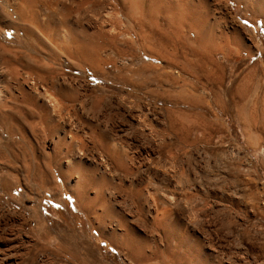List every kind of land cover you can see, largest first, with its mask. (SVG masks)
Here are the masks:
<instances>
[{
    "label": "rangeland",
    "instance_id": "1",
    "mask_svg": "<svg viewBox=\"0 0 264 264\" xmlns=\"http://www.w3.org/2000/svg\"><path fill=\"white\" fill-rule=\"evenodd\" d=\"M1 1L2 0H0V5L4 8L3 13L8 17L10 16V18H12L14 22L15 21L18 22V23H15L16 25L13 24V26L14 27L24 26V23L22 21L16 20V17H15L16 14H14L11 11V9H8L7 7H5L6 5H5L4 1H2V2ZM49 1H51V0H46V2H45V0L44 1L38 0V2L36 3L37 8H34L35 10L38 9V11H36V14L38 13L37 15H41L42 13H44V10L46 9L45 12H47L48 10L50 11V12L48 11L46 13L47 15L55 16L54 12H57V10L54 8L55 5H53L52 8H54L56 11L51 8V6L48 4ZM95 1L99 2V4H97V2L95 3ZM100 1H101V3H100ZM103 1L105 2V4L107 3L106 5L109 4L110 6H112L113 4H116V5H114L116 7H113V6H112V8L110 6H109L110 8L108 6L106 7V5L104 4ZM112 1L114 2V0H112ZM112 1L111 0H99V1L98 0H94V1L93 0H90V1L89 0H83V1H81V2H83L81 5L82 8H80L78 11H76V10L71 11L72 14L70 13L68 16L70 22H73L79 18L78 21L80 22L81 26L87 28L89 31L93 30V28L95 29L96 27L101 28V26H102V28L101 29L99 28V29L101 31H103V34L106 35L107 31L109 32V33H107L108 37L106 36V38H104V40L101 41V45L99 48L100 49L99 50V57L101 59V61H100L101 63L100 62L98 63L100 65L97 64L98 66L95 67L96 69L84 66L83 63H81L79 61L77 62L76 60H75L76 62L68 61L69 63L68 62H63V63L58 62L57 63L56 61L55 62L51 61V63L48 62L49 65L52 64L51 67H49V65H48V67H49L48 70L50 69L49 70L50 74L49 75L47 74L45 76L46 78L44 77L45 80L43 81V79H40V80L36 79L37 77H35V76L32 77V80L35 82V88L38 87L37 89H41V87H43V88L47 89V88H50L49 82H50L51 77L53 79L66 77V78H64L65 81H66V79L68 80V78H69V80H71V78H72V80H71V82L73 81L72 83L69 80H68L69 82H67L69 84V86H71L72 88L74 87V89H77L78 87L81 89L80 90L78 88L79 92L80 93L82 92L81 95L83 96V98H82V96L80 95V98H79L80 100L78 101V104L80 102L79 105L81 106V107H79L80 110L77 108L78 107L77 103L73 104L74 107H73V105L71 106L70 104H67V109L70 108L69 109V117L70 118L74 117L75 119L72 120L70 118L69 119L66 118L67 121L65 120V122H66L67 126L69 127V129L71 130L73 137L76 138L75 142L79 140L78 142H76L78 151L81 152L82 156L84 155L83 157H86L87 159L90 160L89 162H87V164L83 165V167L87 168V171H88L86 183L89 186L90 185L93 186L94 184H96L98 182L97 178L102 174V171L99 167L103 163V162H101V160H104V159L109 160V157H107L108 155L104 149V146L106 144H113V145L115 144L116 147H118L121 144L119 149L121 150V152L123 150H125L123 152L127 156L126 158L128 160L126 169L129 167L126 171L130 170V172L134 171V173H132V172L130 173L129 171L126 172V171H124L125 170L124 168L121 169L120 167L118 168V166L116 167V164L114 162H112L111 160L108 161L109 166L107 167V170L109 172L106 170V171H104L105 173H103V176L107 179V180L105 179V181H104L105 183L103 184V187L106 189L108 188V191H109V193H111V195H113L112 193L115 194L114 195L115 197L112 196V199L114 198L118 202L117 203L118 205H117L116 201L115 200L113 201V203L115 202L114 204L117 208L116 209L117 217H119V218L121 217V219H119V218L118 219L121 220V225H122L121 228H123V230H121L119 233H117V235H114L111 239V242H110L107 238H105V236L100 235V230H98L99 226H98L97 222L91 218L92 217L91 215H90L91 217L84 215V213L77 206L76 202L74 201V198L71 196V194L69 192H67V191L65 192V190H64L61 193L58 191L57 188H55L54 189L55 196H56L55 199L51 198V196L49 194L43 195L42 185L40 184V181H38L40 179L41 174L40 173L38 174L37 168L38 167L43 168L44 164H46V161H47L46 159H48V158L45 159V157L51 154V150L48 146L50 135L46 132L44 133L45 130L43 129V127H39V125H37L34 122L35 118L34 119L33 118L28 119V115H30L29 112H30L31 108L29 107L28 102L26 100H24L23 98H20L18 96V93L16 91H14V89L18 90L19 89L18 87H20V85H22L21 79L12 78V82H17V83H10V85L7 88V89H9L8 91H6L5 88H1V86H0V90L2 92V93L0 92V96L2 95V97L0 98V102L2 104H5L4 102H2L4 93L9 92L11 94L12 92H14V94L12 93L13 97L9 96L10 99L8 98L9 100L7 101V106L9 103H11L13 105L10 104L8 106V108H6L7 107L6 105H5V108L3 105H0V115H1L0 116V119H1L0 123L2 124V125L0 124V148H2L4 146L3 149H0V151H1L0 152V168H1V170H0V173H1L0 174V250H4V249L7 250L8 247L5 245V243H6V241L8 242L9 240H11L13 238L12 245H8L10 247L12 246V248H10V250L8 249L7 254L12 255L13 253H15L16 255H18V254H19V256L21 255L20 257L18 256V260H17V256L15 255L16 260H15L14 264H16V263L18 264L19 261H21V262H19L20 264L21 263L22 264H28V262H29V264H41L43 261L45 262V264H51V263L52 264H60V263H62V264H80V262H81V264L82 263L83 264H145V262H146V264H230V263L231 264H264V93H263L264 92V0H178V1L177 0L176 1L171 0L173 3H177L180 5L182 3L183 4L189 3L188 7H185L182 9L180 8V9H177L175 11H173V10L172 11H165V9L163 7L161 8L162 4L160 3V0H145L146 2L143 0L145 3L144 4L145 6H144L143 10L140 9L139 13H140L141 17H143V15H144L146 17V20H144L145 17H143V20H142V18H140L139 13L136 12L138 10H135V12H134V10L132 12H130V14H131V16H130V14L127 13L129 11H128V8L126 5L122 6L120 1H118V0H117V2L115 0L116 3H113ZM151 1L152 2L154 1V2L151 3ZM261 1H262V4H260ZM91 2H93V3H91ZM110 2L113 4H111ZM147 2L151 7L147 4ZM159 4H160V6H159ZM148 6L150 9H148ZM153 6H155V8ZM85 7H87L88 9L87 8L85 9ZM98 7H100V9ZM102 7H104V8H102ZM90 8H91V10H90ZM96 8H98L99 10H96ZM50 9L54 12H52ZM103 9H104V11H103ZM108 9H110L112 11L115 9V11H113V13H112V11L109 13L110 18L108 17L107 13H103V12H107ZM121 9H122V11H121ZM156 9H157V11H156ZM81 10H84V11H81ZM145 10H147V11H145ZM161 10H162V12H160ZM178 10H180V13ZM187 10H188V12H187ZM149 11H150V13H149ZM261 11L263 14L261 13ZM33 12H35V11L33 10ZM115 12H116V14L118 13L119 17L115 14ZM141 12L146 13V15L143 13L141 14ZM52 13H53V15H52ZM76 13H77V15H76ZM93 13H95V14H93ZM126 13L129 14L128 15L129 18L127 17ZM147 13L150 15H151V13L152 14L154 13V14L152 16H150ZM159 13H160V15L162 13V15L161 16L158 15ZM132 14H133V16H132ZM178 14H180V15H178ZM201 14H202V16H201ZM91 15H94V16L97 15V17L96 16L90 17ZM114 15L116 17H114ZM77 16H79V17L76 18ZM123 16L124 17L126 16L127 18L125 17L126 18L125 19V18H123ZM147 16H150L152 19L149 20L150 17L148 18ZM180 16H182V17H180ZM131 17L132 18L134 17V19L135 18L136 19L134 20ZM178 17H180V19H182L183 21L182 22H176L173 20L174 18H178ZM95 18H96V20H95ZM97 18H99V21H98L99 24H101L100 20L103 19L102 25L98 24ZM83 19L84 20L88 19V20L84 21V23H83ZM138 19H139V21H138ZM92 20H93V22H92ZM154 20H156L155 22H157L158 25H156V23L152 22ZM103 21L105 23H103ZM170 21H173V24L170 23ZM139 22H140V24L143 22V25H144L143 30H142L140 24H139L140 26L138 24H136ZM183 22H185L186 24ZM245 22H247V23H245ZM89 23H92V24H89ZM151 23H153V24H151ZM177 23H179V24H177ZM84 24H85V26H84ZM103 24H104V26H103ZM133 24H135L139 27L137 28V26H135ZM167 24L168 25L169 24L170 25L171 24L172 25H180V26L182 25L184 27V29L181 27L183 29L182 33L184 35L181 34L179 41H178V39L175 41L176 38H174L175 37L174 34L172 35V31H175V29H174L175 26L173 28L171 27L169 29L170 25L168 26ZM200 24H202V25L200 26ZM90 26H91V28H90ZM110 26L114 27V29H112V27H110ZM124 26H125V29L123 32ZM147 26H149V27H147ZM115 27H117V28H115ZM118 27L120 28V30ZM155 27H156V29H154ZM139 28H141V29H139ZM111 30H113V31L111 32ZM116 30L118 33L116 32ZM162 30H164L165 32H163ZM185 30H187V31L185 32ZM188 30H189V34L187 33ZM119 31H121L122 33H126V35L125 34L124 35L126 37L128 36L130 38L129 41H128V39L126 41L125 40L126 37L122 33H120ZM156 31L158 33L160 32V33L165 34V35H169V36L171 35L172 37H170V41L164 42L166 45L164 43H162L163 45L157 44L156 41H154L155 38H157L159 35ZM198 31H199V34H198ZM147 33H148V35H147ZM150 33H153V34H150ZM156 33H157V35H156ZM109 34H111V35L113 34V35L112 36L110 35V37H109ZM117 34H119V36ZM114 35H115V37H114ZM122 35L125 38L124 39L125 42H127V44L129 46L126 45V43L124 41L122 42V40H123ZM199 35H204L205 38H207L208 42H211L209 46L212 48V49H210V50H212V52H210V50H209V46H208L209 43H207V45H206L208 48L207 50H206L205 46H202L203 49L200 47L201 46L200 42H198L197 39L194 38L195 36H199ZM149 36H150V38H149ZM153 36L155 37L154 39L152 38ZM25 37L26 36L21 35V33H17L13 29H9L5 35L6 41H3L2 37L0 38V41L2 42V43L0 42L1 43L0 44V52L2 51L1 48L3 49V52L5 51L4 53H0L1 54L0 55V59H1L0 62L3 61V59L9 58V59L15 60L16 63H26V64L28 63V64H30V62L27 60V58H28V55H31V49L28 45L27 37L26 38ZM13 38H14V40H13ZM10 39H11V41H10ZM109 39H110V41H109ZM148 39L149 40L153 39V40L149 41ZM23 40H25V41H23ZM131 40H132V42H131ZM214 41H216V42H214ZM143 42H144V44H143ZM178 42H179V44H178ZM217 42L222 45L221 46L222 48L219 47L220 44H217ZM23 43H24V45H23ZM103 43H105V44H103ZM122 43L123 44L125 43V44L123 45ZM117 44H118V46H117ZM119 44H121V45H119ZM146 44H148V45L145 46ZM169 44L172 46V48H170L171 46H169ZM180 44H182V45H180ZM7 45H10V46L7 47ZM174 45H175V47H174ZM179 45H180V47H179ZM214 45H217V46L219 45L218 46L219 49L217 48L218 50H216L214 47H217V46H214ZM2 46L4 48L6 46L7 49L6 48L4 49ZM119 46H121V47H119ZM136 46H137V48H136ZM162 46L164 48H162ZM15 47H16V49H15ZM113 48H114V50H113ZM123 48H124V50H123ZM134 48H136L135 51H134ZM144 48H145V50H144ZM150 48H151V52L149 50ZM195 48H196V50H195ZM9 49H10V52H9ZM11 49L15 50V51H11ZM104 49L106 50V52ZM171 49H173V50H171ZM129 50L133 53H130ZM153 50H155L156 53ZM175 50H176V52H175ZM196 51L200 52L202 54L207 53L211 57H213L214 60L221 63V65L223 67V71L221 73V79L222 80L219 81L217 79L216 75L214 74L215 71L213 70L214 69L213 67L209 66V67H207V69L204 68V70H203L202 68H198L194 65V61L196 59L195 57L197 56ZM213 51H214V53H213ZM107 52H109V53H107ZM118 52L122 56L118 55ZM124 52L128 53V54L124 55L123 54ZM159 52L161 54H159ZM17 53H18V55H17ZM103 53H105V55H103ZM106 53L108 55H106ZM149 53H150V55L155 54L154 56H156L158 58L157 61H152V60L148 59V57L146 55H149ZM167 53H169V55ZM183 53H184V55H183ZM158 54H159V56H161L165 60L164 59L161 60L162 58L160 57L161 58L160 59ZM115 55H117V56H115ZM166 55H168V57ZM170 55L173 58L169 57ZM13 56H15V57H13ZM23 56L25 57V59ZM26 56H27V58H26ZM36 56H35L36 59H40V57L38 55H36ZM103 56H106L105 58H109L110 62L106 59H103L104 58ZM137 56H138V58H137ZM1 57H3V59ZM125 57H128L127 60ZM129 57H130V59H129ZM223 57L225 60L223 59ZM132 58H134V59H132ZM166 58H169L171 60L169 61V59H166ZM119 59H120V61H119ZM141 59H142V61H141ZM121 61H130L128 66L126 65V68L128 69V67H129V69H128L129 73H128L127 77L132 79V82H130L131 84L124 82V81H121V80L119 82V79L116 77L119 75L120 71L122 70V68H120V65L118 64V62L120 63ZM162 61H164V62H162ZM179 61H181V62H179ZM190 62L193 63V65L190 64ZM39 63H40V61H39ZM67 63L69 64V67L67 66L68 65ZM78 63L80 66H82L83 69L80 70V67L78 68V65H77ZM177 63H179V64H177ZM116 65H118V66H116ZM142 66H144V67L146 66L147 67L146 69H148V70H146L145 68L143 69ZM59 67L61 69H59ZM76 67L78 69H76ZM116 67L118 69H116ZM75 69H76V71H75ZM189 69H190V71H189ZM56 71L59 72L60 74L59 73L57 74ZM61 71H63V73ZM140 71L142 72V74L139 75V73H141ZM199 71H202V72L200 73ZM206 71H207V73H206ZM208 71L209 72L211 71V72L209 73ZM61 73H62V75H61ZM64 73H66V75H63ZM211 73H212V75H211ZM194 74H195V76H194ZM50 75H51V77L47 78ZM138 75H139V77H138ZM191 75H192V77H191ZM199 75H200V77H199ZM202 75L203 76L205 75L207 77H203ZM196 76L199 78H197ZM76 77H78V78H76ZM141 77H143V78H141ZM209 77H210V81H209ZM252 78H253V80H252ZM75 79H77V80H75ZM114 79H116V82H114L115 81ZM135 80H137V81H135ZM138 80H139V82H141L143 80L141 84L139 83L140 85L138 84ZM190 80H192V81H190ZM204 80L209 81L210 83L209 82L205 83ZM196 81H198V82H196ZM213 81H214V83H213ZM77 82L78 83L81 82V83L78 85ZM135 82H136V84H135ZM143 82H144V85H143ZM84 83H87L89 86L87 84H85L86 85L85 86L86 88H85ZM11 84H13V85H11ZM48 84H49V86H48ZM125 84H126V86H125ZM131 85H134V86H131ZM209 85H211V87ZM116 86H118L120 89ZM169 86H170V88H168ZM222 86H223V88H222ZM136 87L138 88V90L135 89ZM175 87H177V88H175ZM182 87H184V88H182ZM107 88H108V90H107ZM132 88H133V91L132 90L130 91V89H132ZM208 88L209 89L213 88V89H210V91H209ZM252 88H254V89L252 90ZM10 89L12 90V92ZM170 89H172V90H170ZM193 89H195V90H193ZM217 89H218V91H217ZM255 89L257 90V92L255 91ZM85 91H87L86 92L87 95H85L83 93ZM115 91H116V93H114ZM129 91H130V93H129ZM134 91H136L137 94ZM198 91H200V92H198ZM211 91L212 92L214 91L213 92L214 95L211 93ZM109 92H110V95H109ZM121 93H123V94H121ZM126 93L128 96L126 95ZM89 94H91L92 96ZM191 94H192V96L194 94V97H192V96L190 97L189 95H191ZM252 94L254 95V98H253ZM152 95H153V97H152ZM171 95L173 97H175V100H177V101H175ZM85 96H86V98H85ZM87 96H88V98H87ZM94 96H96L97 99ZM119 96H123L122 97L123 100ZM188 96L190 98H187ZM217 96H219V97H217ZM18 97H19V99H18ZM109 97H110V101H109ZM124 97L125 98L127 97L128 99L126 98L127 99L126 100ZM176 97H179V98H176ZM180 97H181V99H180ZM212 97H214V98H212ZM255 97H256V100H255ZM16 98H17V100H16ZM136 98H139V99H136ZM140 98H142V100ZM196 98H197V100H196ZM205 98H207L209 100H207ZM260 98L262 100H260ZM90 99L93 101V103ZM104 99L106 100V102H104L105 101ZM116 99H118V100L121 99L122 101L121 100L118 101ZM129 99H132L133 101L129 100ZM188 99H191V100H188ZM213 99H215V101H213ZM249 99H251V100L249 101ZM253 99H254V101H253ZM19 101H20V103H22L21 106H20ZM86 101H87V103H86ZM100 101L102 104H100ZM129 101H132V102H129ZM134 101H136L138 104ZM173 101H175V102H173ZM204 101H206V102H204ZM255 101H257L258 104L259 103L260 104L258 105L257 102H255ZM119 102H120V106L117 105ZM121 102H123V103L125 102V103L123 104ZM147 102L149 104V107L147 106L148 105ZM196 102H197V104H196ZM202 102H204V103H202ZM25 103H27V104H25ZM248 103L251 105L254 104V105H252L253 109H252L251 105H249ZM92 104H94V105L92 106ZM109 104L112 106L110 107ZM113 104L115 105V107ZM128 104H129V106H128ZM90 105H91V107H90ZM95 106H97V107H95ZM103 106H105V107L103 108ZM122 106H123V108H122ZM132 106H134V107H132ZM141 106H142V108H141ZM162 106H163V108H162ZM210 106L212 109H214L215 114H212V113H214L212 109L209 110ZM246 106H247V108L245 109ZM11 107H15L16 109L15 108H13V109H15L16 112L13 109L12 110L9 109ZM116 107L118 108V110ZM213 107H215V108H213ZM222 107H223V110H222ZM18 108H20V110L22 112L20 110H17ZM115 108L117 111L114 110ZM128 108H129V110L131 108H133V109L129 111ZM136 108H137V110H136ZM180 108H181V110H180ZM205 108L207 111L205 110ZM248 108H250V109H248ZM2 109H3V111H1ZM98 109H99V112H101L107 118L105 117L103 119L104 116L101 113L98 115V113H99ZM108 109L111 111H109ZM190 109H191V111H190ZM73 110L75 112H72ZM89 110H90V114L88 113ZM148 110H150V111H148ZM166 110H167V112H166ZM200 110L202 111V113ZM245 110H247V112ZM211 111H212V113H211ZM116 112H118V113H116ZM124 112H125V114H124ZM138 112H140V113H138ZM145 112L148 114H146ZM152 112H154L157 115H154V113H152ZM162 112H164V113H162ZM174 112H175V114H174ZM251 112H253V113H251ZM107 113L109 114V116L111 114V117H109ZM131 114H133V115H131ZM165 114L167 115V117ZM238 114H240V115H238ZM8 115H9V117H8ZM88 115L90 117L92 116L91 117L92 119ZM130 115L133 117H131ZM146 115L148 117H145ZM208 115H210L211 119ZM245 115L251 121L250 123L247 121V118L245 117ZM248 115H249V117H248ZM21 116H23L22 120L20 118ZM87 116H88V118H87ZM96 116H98V117H96ZM141 116H143V118ZM153 116H155V117H153ZM157 116H159L158 118L160 120H158L156 118ZM169 116H170V118H169ZM236 116L239 118H237ZM3 117H4V120H3ZM15 117H17V118L15 119ZM127 117H128V119H127ZM149 117H151V118H149ZM241 117L242 118L244 117L243 119L247 122H245L243 119H241ZM96 118H98V120ZM99 118L100 119L102 118L101 122H100ZM109 118H110V120H109ZM131 118H133V119L135 118V119L133 120ZM146 118H148V119H146ZM168 118L170 121H168ZM208 118H209V120H208ZM76 119H78V120H76ZM154 119H155V121H154ZM204 119H207V120H204ZM214 119H216V120H214ZM70 120L72 123L70 122ZM102 120L103 121L107 120L108 123L107 122L105 123V121H104L105 124L103 125ZM139 120H141V121L139 122ZM145 120H147V121H145ZM150 120L152 121V123L154 122L155 125L152 124ZM217 120H219V121H217ZM11 121H12V125H10ZM126 121H128V122H126ZM136 121H138L140 123V125ZM214 121H216V123ZM24 122H26V123H24ZM74 122H76V125ZM83 122H84V124H83ZM131 122H133V123H131ZM70 123H71V125H70ZM145 123H147V124H145ZM166 123H167V125L165 126ZM176 123L177 124L179 123V125H177ZM106 124H109V125L106 126ZM123 124H124V126H123ZM132 124H134L135 126H132ZM163 124H164V126H163ZM175 124L177 126H175ZM3 125L5 127H3ZM91 125L93 128L91 127ZM136 125H139V127L137 126V128H136ZM144 125H147V126L144 127ZM150 125H151V127H150ZM8 126L9 127L12 126V128L11 127L8 128ZM21 126H22V128H21ZM152 126H153V128H152ZM159 126H161V127H159ZM251 126H252V128H251ZM30 127H31V129H29ZM35 127L37 128V130H36L37 132L35 131V129H36ZM72 127L74 129H72ZM78 127H79V129H78ZM102 127H104V128H102ZM105 127H107L108 129ZM133 127H135V130H133L134 129ZM38 128L40 129L39 131H38ZM75 128H76V130H75ZM131 128H133V129H131ZM150 128H152V129L156 128V129H154L155 130L154 131V130H151ZM196 128H197V132H196ZM8 129H10V130H8ZM143 129H144V132H143ZM162 129L164 132L163 131L161 132ZM201 129H202V131H201ZM85 130H87V136L84 133V132H86ZM111 130L116 132V134L113 133V131H111ZM156 130L157 131L160 130V131L156 132ZM76 131H77V133H76ZM118 131H120V132H118ZM132 131H134V135H137V134L138 135L134 136ZM135 131H137V133ZM140 131L142 132V133H140L141 136H139ZM153 131L155 133H153ZM165 131H167V133L169 135H167V133H165ZM13 132H14V134H13ZM160 132L162 134L165 133V136L162 135ZM1 133H2V136H1ZM127 133H129V135ZM157 133H159V135H156ZM81 134L85 137H82ZM92 134L94 137L92 136ZM110 134L115 136V138L113 137L114 140L112 139ZM144 134L146 136H142ZM152 134H154V135H152ZM186 134L189 136H187ZM31 135H33V137L35 139L32 138ZM80 135H81V137H77ZM88 135H89V137H88ZM117 135H119V136H117ZM127 135L128 136L131 135V138L129 137L130 140L128 139ZM174 135L175 136L177 135V136L175 137ZM3 136H4V138H1ZM5 136H6V138H5ZM9 136H11V137H9ZM107 136H108V138H107ZM24 137L26 140L24 139ZM38 137H39V139H38ZM91 137H93L94 139ZM134 137H135V139H134ZM149 137L151 140L149 139ZM77 138H82L81 139L82 141L80 142V139L77 140ZM95 138H96V140H95ZM116 138L118 139L117 142H116ZM119 138H121V139H119ZM182 138H183V140H182ZM12 139H14V140H12ZM20 139L22 142L21 146L19 143ZM85 139H87V140H85ZM123 140H125V143H123L124 142ZM139 140H141V141L139 142ZM181 140H182V142H181ZM38 141H39V143H38ZM88 141L89 142L91 141V142L89 143ZM126 141L129 142V145H128V143H126ZM157 141H159L158 142L159 145H155V144H157ZM44 142H45V144H44ZM83 142H84V145L82 144L83 146H81L80 144ZM86 142L88 144H85ZM146 142H149V143H146ZM15 143H16V145H15ZM5 145L8 146L9 149ZM23 145L27 148H25V147L23 148ZM44 145H47V146L45 147ZM79 145H80V148H79ZM136 145H138V146H136ZM140 145H142V146H140ZM147 145H150V147L155 145L156 147L153 146L150 149V147H148ZM175 145H177L176 146L177 148L175 147ZM192 145L194 146V148ZM16 146H18V148ZM40 146H41V148H39ZM94 146L96 148H94ZM129 146L131 149H129ZM134 146H136V147H134ZM158 146H159V151H158ZM63 147L59 148L62 156H63V154H65L67 152H74L75 151L73 146L67 147L68 149L65 146H63ZM83 147H87V148L83 149ZM125 147H126L127 151H126V149H124ZM138 147H139V149H138ZM90 148L93 151H91ZM167 148H168V150H166ZM169 149H171V150H169ZM15 150H19V151H15ZM20 150H22V151H20ZM27 150H28V153H27ZM46 150H48V151H46ZM128 150L130 151V153ZM152 150H153V153H152ZM132 151H133V154H132ZM146 151H149V152H146ZM39 152H40V154H39ZM125 152L126 153L128 152L129 154L128 153L126 154ZM140 152L142 153L143 156L141 155ZM159 152H163V153H161V155H159L160 154ZM183 152H185V153H183ZM206 153H207V156H205ZM235 153H236V155H235ZM163 154H164V156H163ZM96 155H97V157H96ZM128 155H131L130 159H128V157H129ZM139 155H140V157H139ZM169 155L170 156L172 155L170 157V159L168 158ZM190 155H191V157H189ZM31 156H33V157H31ZM34 156H35V158H34ZM41 156H43L44 158ZM100 156H101V158L103 157V159H100ZM135 156H136V158H135ZM149 156L151 157V159ZM153 156H155V157H153ZM157 156H159V157L157 158ZM160 156H162V157H160ZM165 156L167 159L165 158ZM137 157L140 160H137L138 159ZM204 157L205 158L207 157V158L205 159ZM19 158L21 159L22 163L19 160ZM25 158H26V160H25ZM1 159H2V161H1ZM94 159H97L96 160L97 162ZM34 160H36V161H34ZM91 160H92V162H91ZM130 160L133 161L132 162L133 164L131 163ZM144 160H146V161H144ZM180 160H182L181 163H180ZM44 161H45V163H44ZM140 161H142V164ZM161 161H164V162H161ZM173 161L175 162V164ZM32 162H34V163H32ZM110 162H112V163H110ZM171 162H172V164H171ZM35 163H37V164H35ZM149 163H150V165H148ZM158 163H159V165L161 164L160 165L161 167L159 165H157ZM168 163H169V165H172L171 166L172 168H170V166H168ZM112 164L114 165L113 167L110 166ZM140 164L142 166H140L141 168L139 167L140 168L139 169L136 166H139ZM144 164H145V166H143ZM177 164H180V165H177ZM16 165H17V167H16ZM174 165H176V167ZM164 166H166V167L168 166L169 169H168V167L166 169ZM183 166H184V170L182 169ZM95 167H97V168H95ZM102 167H103V165H102ZM162 167L166 170H164ZM178 167L180 169H182L181 170L182 173ZM186 167H188V168H186ZM31 168H33L34 170L33 169L31 170ZM53 168H55V169H53ZM154 168H156V170ZM51 169H53V174H54L56 171V166H54L52 164L50 167V170ZM26 170L27 171L29 170L28 171L29 173L27 172V174H26L25 173ZM145 170L148 171L150 173V175H152V177L149 175L150 178H148L149 176L147 174H149V173L146 172ZM159 170H162V171L159 172ZM163 170L166 172V174ZM170 170H172V171H170ZM112 171H115V172H112ZM121 171H123V172H121ZM142 171H144V174ZM169 171L172 175L169 173ZM183 171H185L186 175L189 173L188 176L183 177L184 175H182V174H185V173H183ZM161 172H162V174H161ZM174 172H176L177 174L179 172V174L182 175V177L179 178L180 177L179 174L176 175V174H174ZM34 173H35V176H33ZM50 173L52 174V170L50 171ZM112 173L113 174L115 173V174L112 175V178H111ZM121 173H123L122 174L123 177L121 176ZM105 174H107V175H105ZM153 174L157 175V177H155V175H153ZM167 174H168V176H167ZM127 175H129V176L131 175V176L129 177ZM169 175H170V177H169ZM175 175L178 177V179L175 178L176 177ZM4 176H5V178H4ZM107 176H109V177H107ZM124 176H126L127 178L124 179ZM153 176H154V178H153ZM165 176H166V178H165ZM16 177H18V178H16ZM135 177L138 180L135 181ZM146 177L149 180L151 179L150 183L152 185L149 183V181ZM161 177H163L164 180ZM173 177L175 179H173ZM187 177L188 178L190 177L189 180ZM11 178H12V180H11ZM25 178H27V179H25ZM29 178H30V180H29ZM169 178H170V180H172V179L173 180L168 181ZM111 179L112 180L115 179V180L112 181ZM157 179L159 181H157ZM180 179H185V180L187 179L186 180L187 183L184 182L185 180L184 181L182 180V183L179 182L180 184L177 183L178 181H181ZM6 180H8V184H6L7 185L6 187L9 188V190H7L6 187L4 188V186H3V182L5 181V183H6L7 182ZM24 180H26V181L23 183ZM27 180L29 181V183ZM132 180H134L135 182L134 181L132 182ZM174 180H176V181H174ZM9 181H10L11 185L9 184ZM120 181L124 182V183H122L123 186H121L122 184L120 183ZM160 181H161V184H165V183H167V184L161 185ZM155 182H157V184L156 185L154 184V187H153V183H155ZM111 183L113 184V186ZM137 183H138V185L141 186V188H142V185H145L144 188L146 190L148 189L147 191H149L151 194H152V192H154L153 190H155L157 187L156 194L154 192V194H152L154 196L151 195L153 197V200L149 199L150 202L147 201L148 203H145V205L144 204L139 205L140 203H138L127 192V187H126L127 184L128 185H131V184L135 185ZM148 183L151 187L148 185ZM1 184H2V187H1ZM24 184L27 185L26 186V187H28L27 189L25 188ZM35 184L37 187L35 186ZM53 184H51V186H53ZM55 184L58 185L59 181L57 180L55 182ZM178 184L180 185L181 192L180 191L179 192L181 194L177 190V189H179ZM183 184L186 185L187 187L186 188L183 187ZM30 185H32V186H30ZM109 185H111L112 187L110 188ZM119 185L121 186V188H124V191H123V189L119 188ZM159 185H160V187H159ZM171 185L173 187H171ZM17 186H19L18 187L19 189L17 188L18 190L12 192V189H14ZM114 186H116V188L118 190ZM32 187H34L35 189L34 188L32 189ZM38 187H40V188H38ZM149 187L150 188L153 187L152 188L153 190H151ZM181 187H183L184 190ZM191 187H193V189H191ZM112 188L115 189L116 191L112 190ZM166 188L168 191H166ZM172 188H173V190H172ZM158 189H160V190H158ZM185 189L187 191L191 190L192 192L190 191L188 193L187 191H185ZM29 190L33 193L36 192L37 196L29 194V192H28ZM169 190H170V192H169ZM158 191H162V192H160V194H159ZM26 192L28 193V195ZM122 192L124 194L127 192V194H125V196L126 195L127 196L125 197L124 195H121V194H123ZM157 193L159 194V196H161L160 198L157 197L158 196ZM163 193L165 196L163 195ZM168 193L171 196H173L172 197L173 199L171 198V196ZM20 194H21V196H20ZM39 194H41V195L39 196ZM128 195L130 198H128ZM166 195H168L169 198H171V199H169ZM121 196H124L123 199ZM182 196H183V199H182ZM154 197L158 198V199L155 198L157 202H155ZM14 198H16V199H14ZM161 198L164 200H162ZM165 198L166 199L168 198V200H166ZM187 198H188V200H187ZM176 199H177V202H176ZM122 200L124 202L122 204H119L122 202ZM131 200H132V203L129 202ZM169 200L172 201L173 203L168 202ZM183 200L188 201V202H184ZM40 201H41V204H40ZM153 202H155V203H153ZM182 202H183V204H182ZM156 203L159 205V206H157L159 208L156 207ZM164 203L167 204L166 206L170 207V208L167 207L169 210L164 209L166 211L168 210L167 212L163 210V208L166 207ZM170 203L172 205L174 204V207H171L172 205ZM150 204H152L153 206ZM161 204L162 205L164 204V207H161L162 206ZM93 205L91 206V208L93 207L92 211L95 210V206L97 204L94 206ZM128 205H130V207L131 206H134V207L128 208ZM184 205L186 208L183 207ZM135 206H137L138 209ZM187 206L189 207L188 211H187ZM126 207H127V209H126ZM177 207H180V209ZM119 208H121V209H119ZM123 208H124V210H123ZM156 208H157V210H156ZM160 208L162 209V213L160 212L161 215L163 214V212H165L164 213L165 215L164 214H163L164 216L162 215L163 216L162 217V221H163L162 223L163 224L160 227H158L159 228V230H158V228L155 225V221L151 222V220L153 218H155L154 217L155 211H157V213H159ZM30 209H32V210H30ZM141 209L143 210V213H139V212H141ZM40 210H41V214H42V221H41L42 226H43L42 229H44V231L47 230L43 233L44 236H43V234H41V232L40 233L37 232V231H39L38 230L39 227L36 225V220H37L36 218L38 217L41 219V217L39 215ZM119 210H121V211H119ZM127 210H128V212H127ZM129 210L131 212H129ZM136 210H137V212H136ZM184 210L187 213L184 212ZM132 211L135 213L134 214L135 216L133 214H131V213H133ZM22 212H23V214H22ZM188 212L190 213V216H188L189 215ZM128 213H130V214H128ZM151 213H152V215H151ZM26 215H28V216H26ZM136 215H139V216L136 217ZM181 215H183V216H181ZM88 217L91 220H89ZM143 217H145V219ZM185 217H186V219H185ZM127 218L129 221L127 220ZM130 218L131 219L133 218L134 220H136V218H137L138 221H135V223H139V225H137V224L135 225L134 220L133 219L130 220ZM140 218H141V220H139ZM123 220H124V222H122ZM149 220H150V222H149ZM191 221L192 222L194 221L192 225L189 223ZM128 223H130V224H128ZM25 224H27V225H25ZM33 226H35V228ZM125 226L128 228V230ZM144 226L147 227V229H146L147 231L145 230L146 227H144ZM150 226H152L153 229L155 227L157 230L156 229H154V231H153V229L151 230L152 227H150ZM96 227H97V229H95ZM130 227H131V230H130ZM137 227L141 231L137 232L138 231V230L136 231ZM155 230H156V232H155ZM60 231L62 233H60ZM128 232L132 235V237ZM148 232H149V234H148ZM45 233H47V234H45ZM123 233L125 234V236ZM146 233H147V235H146ZM155 233H157V234H155ZM12 234H13V236H12ZM14 234H16V235H14ZM121 234H122V236L120 237ZM158 234L159 235L161 234L160 237ZM8 235H9V237H8ZM17 235H18V237H17ZM45 236H47V237L45 238ZM15 237L17 239H15ZM129 237L132 238L133 242L136 241L135 243L130 242V245H131V243H132V245L136 244V246L134 245L135 250L132 249L134 247L132 245H131L132 246L131 249L130 248L127 249V247H126V243H127V245H129L128 244V238ZM52 239H55V240L52 241ZM76 239H77V241H76ZM36 240H37V242H36ZM38 240H39V242H38ZM129 240H130V238H129ZM50 241L52 244L50 243ZM144 241H145V243H143ZM23 242H25V243H23ZM21 243H22V245H21ZM61 244H62V247H61ZM45 245H46V247H45ZM53 246H54L55 250L53 249ZM142 247H143V249H142ZM59 248L62 249L63 251L62 250L60 251ZM63 248L68 249L69 253L72 252L71 256H70V254L67 253L68 251L67 250L65 251ZM23 249H25V250H23ZM37 249H39V250H37ZM41 250L42 251L44 250V251L42 252ZM56 250H58L60 252V254ZM26 251H29V252H26ZM129 251L130 252L134 251L133 253L136 255V257L135 258L132 257L133 254L131 255V253ZM20 252H21V254H20ZM64 252H65V255L63 254ZM135 252L140 253L142 256L140 254L137 255V253H135ZM144 254L146 257L143 256ZM60 255H62V256H60ZM76 255H78V257H76ZM140 256L143 258L138 259V257L140 258ZM204 256H206V257H204ZM31 257H33L34 262L31 261L32 260ZM48 257H49V259H48ZM56 257H57V259H55ZM53 258L55 259L56 263H55V261H54V263H53V261H51V259H53ZM73 258H74V260H73ZM144 258H146V259H144ZM24 259L26 262H24ZM69 259L70 260L72 259L73 262L70 261ZM62 260H66V261L63 262ZM146 260H148V261H146ZM223 260H225V261H223ZM13 261L14 260H12V262ZM47 261H49L51 263H49V262L46 263ZM68 261H69V263H68ZM44 262L42 264H44Z\"/></svg>",
    "mask_w": 264,
    "mask_h": 264
},
{
    "label": "bare ground",
    "instance_id": "2",
    "mask_svg": "<svg viewBox=\"0 0 264 264\" xmlns=\"http://www.w3.org/2000/svg\"><path fill=\"white\" fill-rule=\"evenodd\" d=\"M2 1H4V3H5V7H7L8 9H11V11L14 13V14H16L15 15V17H16V20L17 21H22L23 23H24V26H22V27H14L13 26V24H15V23H18V22H14L13 21V19L12 18H10V16L8 17V16H6L3 12V10H4V8L0 5V36L3 38V41H6V39H5V35H6V32L9 30V29H13L14 31H16L17 33H21V35H24V36H26L27 37V41H28V45H29V47H30V49H31V55H28V58H27V56H26V58H27V60L30 62V64H26V63H16V61L15 60H12V59H9V58H7V59H3V57H1L2 59H3V61H1L0 62V86H1V88H5V90L6 91H8L9 89H7L8 88V86L10 85V83H17V82H12V78H17V79H21V82H22V85H20V87H18L19 89L17 90H15L14 89V91H16L17 93H18V96L20 97V98H23L24 100H26L27 102H28V104H29V107L31 108V110H30V115H28V119H31V118H35L34 119V122L37 124V125H39V127H43V129L45 130L44 131V133L46 132V133H48L49 135H50V139H49V148H50V150H51V154L50 155H48V156H46L45 157V159L46 158H48V159H46L47 161H46V164H44V167L42 168V167H38L37 168V170H38V174L40 173L41 175H40V179L38 180V181H40V184L42 185V193H43V195H46V194H49L50 196H51V198H53V199H55V192H54V189L55 188H57L58 189V191L59 192H61L62 193V191H64L65 190V192L67 191V192H69L70 194H71V196L74 198V201L76 202V204H77V206L80 208V210L84 213V215L85 216H90L94 221H96L97 222V224H98V226H99V228H98V230H100V235H102V236H105V238H107L110 242H111V239H112V237L114 236V235H117V233H119L121 230H123V228H121L122 227V225H121V220H119V219H121V217L119 218V217H117V212H116V206H115V202L113 203V201L115 200L114 198L112 199V196L113 197H115L114 195V193H112L113 195H111V193H109V191H108V188L106 189V188H104L103 187V184L105 183L104 181H105V177L103 176V173H105L104 171H106L107 170V167L109 166V164H108V161L109 160H111L112 162H114L115 164H116V167L118 166V168L120 167L121 169H125L124 171H126L127 169H126V166H127V162H128V160H127V156L124 154V152L123 151H125V150H123L122 152H121V150L119 149V147H120V145L118 146V147H116V145L114 144H106L105 146H104V149H105V151H106V153H107V157H109V160H101V162H103L99 167H100V169H101V171H102V174L97 178V183L96 184H94L93 186H89L87 183H86V179H87V173H88V171H87V168H84L83 167V165L84 164H87V162H89L90 160L89 159H87L86 157H83L82 156V154H81V152H79L78 151V148H77V144H76V142H78L79 140L78 139H80V142L82 141L81 139L82 138H77V140L78 141H76L75 142V140H76V138L75 137H73V134H72V132H71V130L69 129V127L67 126V124H66V122H65V120H66V118H70L69 117V109H67V104H70L71 106L73 105V104H78V101L80 100L79 98H80V95H81V93L79 92V90H78V88L77 89H74V87L72 88L71 86H69V84L67 83V82H71V80H72V78H71V80H69V78H68V80L66 79V81L64 80V78H66V77H64V78H57V79H53L52 77H51V75L49 76V77H47V78H50V88H43V87H41V89H37V88H35V82L32 80V77L33 76H35V77H37L36 79H43V81L45 80L44 79V77L48 74H50V69L48 70V68L49 67H51V65H49V63L48 62H50L51 63V61H56L57 63L59 62H68V61H73V62H81V63H83V65L84 66H87V67H91V68H93V69H96L95 67H97L98 65H100V64H98L100 61H101V59H100V57H99V48H100V45H101V41L102 40H104V38H106V36H107V33H109L108 31H107V33H106V35L105 34H103V31H101L100 29L102 28V26H101V28L100 27H96L95 29L93 28V30H91V31H89L87 28H85V27H83V26H81V24H80V22L78 21L79 20V16H77L76 18H78L77 20H75V21H73V22H70L69 21V18H68V16H69V14L71 13V11H74V10H76V11H78L80 8H82L81 7V5H82V3L83 2H81V1H83V0H51V1H49V5L51 6V8L53 7V5H55V9L57 10V12H54V11H52L51 9V11L52 12H54L55 13V16H50V15H47L46 13L49 11H47V12H45L46 11V9L44 10V13H42L41 15H37L36 14V11H38V9L37 10H35L34 8H37V6H36V3L38 2V0H2ZM1 1V2H2ZM40 1V0H39ZM44 1V0H43ZM90 1V0H89ZM94 1V0H93ZM99 1V0H98ZM112 1V0H111ZM118 1H120V3L122 4V6H124V5H126L127 6V8H128V11L129 12H127V13H129L130 14V12H132L133 10H134V12H135V10H138V11H136V12H138L139 13V11H140V9H144V1L143 0H118ZM176 1V0H175ZM178 1V0H177ZM45 2H46V0H45ZM97 1H95V3H96ZM104 2V1H103ZM102 2V3H103ZM108 2V1H107ZM113 2V1H112ZM116 2H117V0H116ZM115 2V0H114V2L113 3H116ZM146 2V1H145ZM154 2V1H153ZM152 1H151V3H153ZM159 2V1H158ZM90 3V2H89ZM91 3H93V2H91ZM100 3H101V1H100ZM111 3V2H110ZM113 3H111V4H113ZM156 3V2H155ZM160 3L162 4L161 5V8L163 7L164 9H165V11H175V10H177V9H182V8H185V7H188L189 6V3H186V4H177V3H173L171 0H160ZM3 4V3H2ZM47 4V3H46ZM86 4V3H85ZM97 4H99V2H97ZM104 4H105V2H104ZM107 4V3H106ZM105 4V5H106ZM147 4H148V2H147ZM260 4H262V1L260 2ZM48 5V6H49ZM91 5V4H90ZM89 5V6H90ZM95 5V4H94ZM93 5V6H94ZM101 5V4H100ZM104 5V6H105ZM114 5H116V4H113L112 6L113 7H116V6H114ZM120 5V4H119ZM149 5V4H148ZM87 6V5H86ZM97 6V5H96ZM109 7L110 5L108 4V5H106V7ZM112 6H110L111 8H112ZM125 6V7H126ZM150 6V5H149ZM149 6H148V9H150L149 8ZM159 6H160V4H159ZM105 7V8H106ZM109 7V8H110ZM118 7V6H117ZM120 7V6H119ZM124 7V8H125ZM151 7V6H150ZM154 8H155V6H153ZM54 8H52V9H54ZM87 7H85V9H86ZM92 8V7H91ZM91 8H90V10H91ZM99 9H100V7H98ZM98 8H96V10H99ZM102 8H104V7H102ZM54 9V10H55ZM88 9V8H87ZM33 10L35 11V12H33ZM55 10V11H56ZM102 10V9H101ZM125 10V9H124ZM153 10V9H152ZM151 10V11H152ZM159 10V9H158ZM10 11V12H11ZM81 11H84V10H81ZM94 11V10H93ZM103 11H104V9H103ZM112 10H110V9H108V11L107 12H103V13H107L108 14V17H109V13L111 12ZM113 11H115V9L113 10ZM113 11H112V13H113ZM120 11V10H119ZM121 11H122V9H121ZM145 11H147V10H145ZM156 11H157V9H156ZM179 11V13H180V10H178ZM42 12V11H41ZM50 12V11H49ZM117 12V11H116ZM116 12H115V14H116ZM133 12V13H134ZM153 12V11H152ZM155 12V11H154ZM160 12H162V10L160 11ZM186 12V11H185ZM187 12H188V10H187ZM186 12V13H187ZM79 13V12H78ZM126 13V14H127ZM137 13V14H138ZM145 14L146 15V13H144V12H141V14ZM149 13H150V11H149ZM158 13V12H157ZM177 13V12H176ZM175 13V14H176ZM185 13V14H186ZM261 13H262V11H261ZM11 14V13H10ZM49 14V13H48ZM72 14V13H71ZM93 14H95V13H93ZM125 14V15H126ZM129 14H127V17H128V15ZM148 14V13H147ZM154 14V13H153ZM152 13H151V15L150 14H148V15H150V16H152L153 15ZM169 14V13H168ZM263 14V13H262ZM52 15H53V13H52ZM76 15H77V13H76ZM75 15V16H76ZM79 15V14H78ZM112 15V14H111ZM110 15V16H111ZM118 17H119V15H118V13L116 14ZM136 15V14H135ZM139 15H140V13H139ZM138 15V16H139ZM158 15H160V13L158 14ZM161 15H162V13H161ZM160 15V16H161ZM178 15H180V14H178ZM14 16V15H13ZM12 16V17H13ZM81 16V15H80ZM94 15H91L90 17H93ZM96 17H97V15H95ZM94 16V17H95ZM130 16H131V14H130ZM132 16H133V14H132ZM137 16V17H138ZM150 16H147L148 18L150 17ZM165 16V15H164ZM176 16V15H175ZM201 16H202V14H201ZM74 17V16H73ZM114 17H116L115 15H114ZM126 17V16H125ZM124 16H123V18H125ZM126 17V18H127ZM143 17H145L144 15H143ZM143 17H141V15H140V18H142V20H143ZM159 17V16H158ZM180 17H182V16H180ZM180 17H178V18H174L173 20L174 21H176V22H182L183 20L182 19H180ZM199 17V16H198ZM83 18V17H82ZM105 18V17H104ZM110 18V17H109ZM125 18V19H126ZM129 18V17H128ZM132 18V17H131ZM139 18V17H138ZM147 18V19H148ZM156 18V17H155ZM72 19V18H71ZM98 20H97V22L99 21V18H97ZM132 19H134V17L132 18ZM136 19V18H135ZM134 19V20H135ZM152 18L150 17V19L149 20H151ZM88 20V19H87ZM86 19L84 20L83 19V23H84V21H87ZM95 20H96V18H95ZM103 20V19H102ZM102 20H100L101 21V24H99V22H98V24L99 25H102ZM130 20V19H129ZM144 20H146V17H145V19ZM105 21V20H104ZM103 21V23H105ZM138 21H139V19H138ZM137 21V22H138ZM156 20H154V21H152L153 23H156V25H158L157 24V22H155ZM160 21V20H159ZM163 21V20H162ZM91 22V21H90ZM92 22H93V20H92ZM130 22V21H129ZM145 22V21H144ZM147 22V21H146ZM164 22V21H163ZM189 22V21H188ZM133 23V22H132ZM135 23V22H134ZM148 23V22H147ZM153 23H151V24H153ZM170 23H172L173 24V21H170ZM183 23H185V22H183ZM196 23V22H195ZM89 24H92V23H89ZM136 24H140V22L139 23H136ZM149 24V23H148ZM168 25L169 26V29L172 27H174L175 26V31H172V35L174 34V38H176L175 39V41L178 39V41L180 40V36H181V34L182 35H184L183 33H182V31H183V29H184V27L181 25ZM177 24H179V23H177ZM186 24V23H185ZM16 25V24H15ZM96 25V24H95ZM106 25V24H105ZM108 25V24H107ZM113 25V24H112ZM126 25V24H125ZM133 25H135V24H133ZM141 25V28H142V30H143V27H144V25H143V22L140 24ZM139 25V26H140ZM188 25V24H187ZM199 25V24H198ZM202 24H200V26H201ZM20 26V25H19ZM84 26H85V24H84ZM93 26V25H92ZM103 26H104V24H103ZM122 26V25H121ZM135 26H137V25H135ZM139 26H137V28L139 27ZM150 26V25H149ZM149 26H147V27H149ZM163 26V25H162ZM110 27H112V26H110ZM109 27V28H110ZM120 27V26H119ZM118 27V28H119ZM130 27V26H129ZM146 27V26H145ZM183 29H182V28ZM192 27V26H191ZM203 27V26H202ZM90 28H91V26H90ZM100 28V29H99ZM115 28H117V27H115ZM141 28H139V29H141ZM152 28V27H151ZM159 28V27H158ZM168 28V27H167ZM189 28V27H188ZM197 28V27H196ZM112 29H114V27H112ZM124 29H125V26H124V28H123V32H124ZM127 29V28H126ZM145 29V28H144ZM148 29V28H147ZM154 29H156V27L154 28ZM118 30V29H117ZM117 30H116V32H117ZM119 30H120V28H119ZM149 30V29H148ZM153 30V29H152ZM165 30V29H164ZM164 30H162L163 32H165ZM168 30V29H167ZM196 30V29H195ZM202 30V29H201ZM113 30H111V32H112ZM150 31V30H149ZM159 31V30H158ZM161 31V32H162ZM171 31V30H170ZM187 30H185V32H186ZM120 33H122L121 31H119ZM126 32V31H125ZM128 32V31H127ZM151 32V31H150ZM157 32V31H156ZM191 32V31H190ZM202 32V31H201ZM206 32V31H205ZM210 32V31H209ZM115 33V32H114ZM118 33V32H117ZM142 33V32H141ZM144 33V32H143ZM149 33V32H148ZM148 33H147V35H148ZM158 33V32H157ZM157 33H156V35H157ZM167 33V32H166ZM171 33V32H170ZM188 34H189V30H188V32H187ZM196 33V32H195ZM116 34V33H115ZM123 35L125 34L126 35V33H122ZM150 34H153V33H150ZM149 34V35H150ZM159 35H158V37L157 38H155L154 36L152 37L153 39L155 38V40L154 41H156V43L157 44H159V45H163L162 43H164V42H168V41H170V37H172L171 35L169 36V35H165V34H162V33H158ZM198 34H199V31H198ZM205 34V33H204ZM213 34V33H212ZM8 35V34H7ZM110 35L111 34H109V37H110ZM113 35V34H112ZM111 35V36H112ZM118 36H119V34H117ZM123 35H122V37H123ZM124 35V36H125ZM187 35V34H186ZM185 35V36H186ZM15 36V35H14ZM140 36V35H139ZM169 36V37H168ZM0 37V38H1ZM17 37V36H16ZM25 37V38H26ZM108 37V36H107ZM114 37H115V35H114ZM121 37V38H122ZM126 37V36H125ZM128 37V36H127ZM126 37V39L123 37L122 39V42L124 41L125 42V40L127 41V39H128V41H129V37L127 38ZM211 37V36H210ZM219 37V36H218ZM11 38V37H10ZM120 38V37H119ZM147 38V37H146ZM149 38H150V36H149ZM194 38H196L197 39V41L198 42H200V44H201V48L203 49V47L202 46H205L206 47V50L208 49L207 48V43H209L208 44V46L210 45V43L211 42H208V40H207V38H205V36L204 35H199V36H195ZM221 38V37H220ZM21 39V38H20ZM117 39V38H116ZM125 39V40H124ZM132 39V38H131ZM152 39V40H153ZM186 39V38H185ZM195 39V40H196ZM8 40V39H7ZM13 40H14V38H13ZM133 40V39H132ZM132 40H131V42H132ZM141 40V39H140ZM149 40V39H148ZM151 39L149 40V41H152ZM194 40V41H195ZM215 40V39H214ZM220 40V39H219ZM9 41V40H8ZM10 41H11V39H10ZM23 41H25V40H23ZM26 41V42H27ZM109 41H110V39H109ZM113 41V40H112ZM117 41V40H116ZM121 41V40H120ZM147 41V40H146ZM183 41V40H182ZM1 42V41H0ZM22 42V41H21ZM107 42V41H106ZM115 42V41H114ZM113 42V43H114ZM148 42V41H147ZM172 42V41H171ZM185 42V41H184ZM189 42V41H188ZM214 42H216V41H214ZM220 42V41H219ZM2 43V42H1ZM0 43V44H1ZM11 43V42H10ZM108 43V42H107ZM106 43V44H107ZM116 43V42H115ZM126 43V45H128L127 44V42H125ZM124 43V44H125ZM130 43V42H129ZM152 43V42H151ZM195 43V42H194ZM7 44V43H6ZM103 44H105V43H103ZM123 44V43H122ZM123 44V45H124ZM132 44V43H131ZM137 44V43H136ZM141 44V43H140ZM143 44H144V42H143ZM165 44V43H164ZM178 44H179V42H178ZM216 44V43H215ZM217 44H220V43H218L217 42ZM11 45V44H10ZM10 45H7V47L8 46H10ZM23 45H24V43H23ZM119 45H121V44H119ZM148 44H146L145 46H147ZM154 45V44H153ZM166 45V44H165ZM176 45V44H175ZM175 45H174V47H175ZM180 45H182V44H180ZM180 45H179V47H180ZM212 45V44H211ZM108 46V45H107ZM112 46V45H111ZM117 46H118V44H117ZM129 46V45H128ZM135 46V45H134ZM133 46V47H134ZM168 46V45H167ZM169 46H171L170 44H169ZM168 46V47H169ZM214 46H217V45H214ZM219 46V45H218ZM214 47L216 50H218L219 49V47H221L222 45L220 44V46L219 47ZM3 47V46H2ZM106 47V46H105ZM114 47V46H113ZM119 47H121V46H119ZM124 47V46H123ZM142 47V46H141ZM151 47V46H150ZM178 47V46H177ZM199 47V48H200ZM4 48V47H3ZM5 48H6V46H5ZM4 48V49H5ZM14 48V47H13ZM107 48V47H106ZM136 48H137V46H136ZM136 48H134V51L136 50ZM159 48V47H158ZM162 48H164L163 46H162ZM161 48V49H162ZM166 48V47H165ZM170 48H172V46L170 47ZM218 48V49H217ZM222 48V47H221ZM7 49V48H6ZM15 49H16V47H15ZM22 49V48H21ZM116 49V48H115ZM147 49V48H146ZM210 49H212L210 46H209V50ZM1 52L0 53H4L3 52V49L1 48ZM105 50V49H104ZM113 50H114V48H113ZM118 50V49H117ZM123 50H124V48H123ZM132 50V49H131ZM140 50V49H139ZM144 50H145V48H144ZM150 50V52H151V48L149 49ZM163 50V49H162ZM168 50V49H167ZM166 50V51H167ZM171 50H173V49H171ZM177 50V49H176ZM176 50H175V52H176ZM195 50H196V48H195ZM11 51H15V50H12L11 49ZM19 51V50H18ZM24 51V50H23ZM27 51V50H26ZM130 51V50H129ZM153 51H155V50H153ZM188 51V50H187ZM221 51V50H220ZM8 52V51H7ZM9 52H10V49H9ZM8 52V53H9ZM25 52V51H24ZM28 52V51H27ZM105 52H106V50H105ZM145 52V51H144ZM158 52V51H157ZM161 52V51H160ZM159 52V54H161ZM163 52V51H162ZM171 52V51H170ZM174 52V51H173ZM174 52V53H175ZM189 52V51H188ZM195 52V51H194ZM210 52H212V50H210ZM217 52V51H216ZM20 53V52H19ZM107 53H109V52H107ZM106 53V55H108ZM130 53H133V52H131L130 51ZM147 53V52H146ZM153 53V52H152ZM155 53H156V51H155ZM166 53V52H165ZM164 53V54H165ZM172 53V52H171ZM170 53V54H171ZM173 53V54H174ZM213 53H214V51H213ZM220 53V52H219ZM21 54V53H20ZM28 54V53H27ZM116 54V53H115ZM124 55L125 54H128V53H123ZM159 54H158V56H159ZM163 54V55H164ZM168 55H169V53H167ZM262 54V53H261ZM1 55V54H0ZM3 55V54H2ZM9 55V54H8ZM17 55H18V53H17ZM24 55V54H23ZM36 55H38L39 57H40V59H36ZM103 55H105V53H103ZM118 55H120L119 54V52H118ZM143 55V54H142ZM155 55V54H154ZM154 55H150V53H149V55H146L147 57H148V59H150V60H152V61H157V57L156 56H154ZM168 55H166L167 57H168ZM172 55V54H171ZM171 55L169 56V57H171ZM176 55V54H175ZM174 55V56H175ZM183 55H184V53H183ZM189 55V54H188ZM196 59H195V61H194V65L196 66V67H198V68H202L203 70H204V68L205 69H207V67H213L214 69V71H215V75H216V77H217V79L220 81V80H222L221 79V73H222V71H223V67H222V65H221V63H219V62H217L216 60H214L213 59V57H211L209 54H207V53H205V54H202V53H200V52H197L196 51ZM222 55V54H221ZM25 56V55H24ZM23 56V57H24ZM36 56V57H35ZM115 56H117V55H115ZM114 56V57H115ZM120 56H122V55H120ZM186 56V55H185ZM13 57H15V56H13ZM104 58L103 59H106V60H108L109 61V58H105L106 56H103ZM113 57V56H112ZM135 57V56H134ZM140 57V56H139ZM161 56H159V58H160ZM164 57V56H163ZM190 57V56H189ZM6 58V57H5ZM12 58V57H11ZM17 58V57H16ZM21 58V57H20ZM102 58V57H101ZM116 58V57H115ZM121 58V57H120ZM126 58V60H127V58L128 57H125ZM137 58H138V56H137ZM142 58V57H141ZM162 58V57H161ZM160 58V59H161ZM171 58H173V57H171ZM181 58V57H180ZM183 58V57H182ZM191 58V57H190ZM24 59H25V57H24ZM102 59V60H103ZM114 59V58H113ZM122 59V58H121ZM124 59V58H123ZM129 59H130V57H129ZM132 59H134V58H132ZM164 58H162L161 60H163ZM166 59H169V58H166ZM179 59V58H178ZM223 59H224V57H223ZM1 60V59H0ZM18 60V59H17ZM40 61V63H39V61ZM76 60V61H75ZM117 60V59H116ZM165 60V59H164ZM171 59H169V61H170ZM185 60V59H184ZM225 60V59H224ZM27 61V62H28ZM43 61V62H42ZM119 61H120V59H119ZM131 61V60H130ZM130 61H121L120 63L118 62V64L120 65V68H122V70L120 71V73H119V77L118 76H116L118 79H119V82H120V80L121 81H124V82H127V83H130V82H132V79L131 78H129V77H127L128 76V73H129V67H128V69L126 68V65L128 66V64L130 63ZM141 61H142V59H141ZM168 61V62H169ZM221 61V60H220ZM18 62V61H17ZM26 62V61H25ZM110 62V61H109ZM133 62V61H132ZM138 62V61H137ZM162 62H164V61H162ZM179 62H181V61H179ZM186 62V61H185ZM225 62V61H224ZM69 63V62H68ZM67 63V64H68ZM101 63V62H100ZM108 63V62H107ZM134 63V62H133ZM141 63V62H140ZM139 63V64H140ZM183 63V62H182ZM189 63V62H188ZM56 64V63H55ZM54 64V65H55ZM66 64V65H67ZM98 64V65H97ZM132 64V63H131ZM147 64V63H146ZM153 64V63H152ZM177 64H179V63H177ZM190 64H192L193 65V63H191L190 62ZM48 65H49V67H48ZM53 65V66H54ZM59 65V64H58ZM75 65V64H74ZM78 65V68L80 67V70L81 69H83L82 68V66H80L79 65V63L77 64ZM113 65V64H112ZM142 65V64H141ZM144 65V64H143ZM151 65V64H150ZM52 66V67H53ZM68 67H69V64L67 65ZM116 66H118V65H116ZM132 66V65H131ZM147 66V65H146ZM144 67V66H142L143 67V69L145 68H147V67ZM57 67V66H56ZM86 67V68H87ZM100 67V66H99ZM113 67V66H112ZM135 67V66H134ZM138 67V66H137ZM141 67V66H140ZM154 67V66H153ZM152 67V68H153ZM187 67V66H186ZM77 67H76V69H78ZM190 68V67H189ZM59 69H61L60 67H59ZM67 69V68H66ZM76 69H75V71H76ZM116 69H118L117 67H116ZM132 69V68H131ZM193 69V68H192ZM195 69V68H194ZM85 70V69H84ZM99 70V69H98ZM146 70H148V69H146ZM53 71V70H52ZM74 71V72H75ZM79 71V70H78ZM87 71V70H86ZM117 71V70H116ZM189 71H190V69H189ZM195 71V70H194ZM55 72V71H54ZM57 72V71H56ZM62 73H63V71H61ZM65 72V71H64ZM83 72V71H82ZM81 72V73H82ZM137 72V71H136ZM141 72V71H140ZM200 73L202 72V71H199ZM205 72V71H204ZM209 72V71H208ZM211 72V71H210ZM209 72V73H210ZM52 73V72H51ZM59 72H57V74H58ZM62 73H61V75H62ZM77 73V72H76ZM79 73V72H78ZM117 73V72H116ZM139 73V72H138ZM137 73V74H138ZM146 73V72H145ZM155 73V72H154ZM194 73V72H193ZM206 73H207V71H206ZM208 73V74H209ZM56 74V75H57ZM60 74V73H59ZM140 74H142V72L141 73H139V75ZM188 74V73H187ZM207 74V75H208ZM55 75V76H56ZM63 75H66V73H64ZM139 75H138V77H139ZM157 75V74H156ZM159 75V74H158ZM211 75H212V73H211ZM214 75V76H215ZM54 76V77H55ZM69 76V75H68ZM137 76V75H136ZM145 76V75H144ZM194 76H195V74H194ZM203 76V75H202ZM72 77V76H71ZM84 77V76H83ZM134 77V76H133ZM137 77V78H138ZM191 77H192V75H191ZM197 77V76H196ZM199 77H200V75H199ZM199 77H197V78H199ZM203 77H207V76H203ZM223 77V76H222ZM46 78V77H45ZM76 78H78V77H76ZM80 78V77H79ZM110 78V77H109ZM141 78H143V77H141ZM186 78V77H185ZM195 78V77H194ZM225 78V77H224ZM14 79V80H15ZM113 79V78H112ZM139 79V78H138ZM154 79V78H153ZM152 79V80H153ZM205 79V78H204ZM207 79V78H206ZM75 80H77V79H75ZM115 81L114 82H116V79H114ZM186 80V79H185ZM208 80V79H207ZM252 80H253V78H252ZM42 81V82H43ZM49 81V80H48ZM135 81H137V80H135ZM143 81V80H142ZM142 81L141 82H139V80H138V84L140 83H142ZM190 81H192V80H190ZM205 81V80H204ZM209 81H210V77H209ZM209 81H205V83H208ZM227 81V80H226ZM73 82V81H72ZM71 82V83H72ZM108 82V81H107ZM134 82V81H133ZM196 82H198V81H196ZM222 82V81H221ZM47 83V82H46ZM78 83V82H77ZM81 83V82H80ZM80 83H78V85L80 84ZM210 83V82H209ZM213 83H214V81H213ZM217 83V82H216ZM215 83V84H216ZM219 83V82H218ZM85 84H87V83H84V87L86 86ZM124 84V83H123ZM131 84V83H130ZM135 84H136V82H135ZM134 84V85H135ZM139 84V85H140ZM177 84V83H176ZM184 84V83H183ZM204 84V83H203ZM223 84V83H222ZM11 85H13V84H11ZM19 85V84H18ZM39 85V84H38ZM88 85V84H87ZM129 85V84H128ZM134 85H131V86H134ZM143 85H144V82H143ZM178 85V84H177ZM217 85V84H216ZM220 85V84H219ZM16 86V85H15ZM45 86V85H44ZM48 86H49V84H48ZM89 86V85H88ZM125 86H126V84H125ZM142 86V85H141ZM179 86V85H178ZM187 86V85H186ZM185 86V87H186ZM198 86V85H197ZM206 86V85H205ZM210 87H211V85H209ZM260 86V85H259ZM17 87V86H16ZM76 87V86H75ZM83 87V88H84ZM108 87V86H107ZM111 87V86H110ZM109 87V88H110ZM116 87H118V86H116ZM144 87V86H143ZM147 87V86H146ZM145 87V88H146ZM201 87V86H200ZM214 87V86H213ZM256 87V86H255ZM254 87V88H255ZM258 87V86H257ZM261 87V86H260ZM86 88V87H85ZM119 88V87H118ZM124 88V87H123ZM130 88V87H129ZM134 88V87H133ZM133 88L132 89H130V91L132 90L133 91ZM142 88V87H141ZM168 88H170V86L168 87ZM173 88V87H172ZM175 88H177V87H175ZM182 88H184V87H182ZM193 88V87H192ZM202 88V87H201ZM216 88V87H215ZM222 88H223V86H222ZM254 88H252V90L254 89ZM262 88V87H261ZM12 89V88H11ZM10 89V90H11ZM80 89V88H79ZM88 89V88H87ZM86 89V90H87ZM91 89V88H90ZM120 89V88H119ZM125 89V88H124ZM123 89V90H124ZM135 89H137L138 90V88L136 87ZM134 89V90H135ZM166 89V88H165ZM174 89V88H173ZM205 89V88H204ZM209 89V88H208ZM210 89H213V88H210ZM210 89H209V91H210ZM259 89V88H258ZM81 90V89H80ZM84 90V89H83ZM100 90V89H99ZM107 90H108V88H107ZM170 90H172V89H170ZM180 90V89H179ZM193 90H195V89H193ZM97 91V90H96ZM117 91V90H116ZM116 91L114 92V93H116ZM119 91V90H118ZM126 91V90H125ZM130 91H129V93H130ZM140 91V90H139ZM183 91V90H182ZM191 91V90H190ZM217 91H218V89H217ZM255 91L257 92V90L255 89ZM0 92H1V90H0ZM11 92H12V90H11ZM87 91H85V92H83L85 95H87V93H86ZM89 92V91H88ZM134 92H136V91H134ZM149 92V91H148ZM166 92V91H165ZM198 92H200V91H198ZM197 92V93H198ZM214 92V91H213ZM213 92L211 91V93L213 94ZM229 92V91H228ZM2 93V92H1ZM13 94H14V92H12ZM10 94L9 92H6V93H4V96H3V100H2V102H4L5 104H2L1 102V104L0 105H3L4 106V108H5V105L7 106V101L10 99L9 98V96L11 97L13 94ZM90 93V92H89ZM93 93V92H92ZM91 93V94H92ZM96 93V92H95ZM112 93V92H111ZM140 93V92H139ZM142 93V92H141ZM216 93V92H215ZM221 93V92H220ZM253 93V92H252ZM264 93V92H263ZM91 94H89V95H91ZM121 94H123V93H121ZM133 94V93H132ZM136 94H137V92H136ZM150 94V93H149ZM165 94V93H164ZM171 94V93H170ZM199 94V93H198ZM208 94V93H207ZM210 94V93H209ZM225 94V93H224ZM243 94V93H242ZM250 94V93H249ZM248 94V95H249ZM109 95H110V92H109ZM126 95H127V93H126ZM167 95V94H166ZM182 95V94H181ZM214 95V94H213ZM218 95V94H217ZM220 95V94H219ZM253 95V94H252ZM82 96V95H81ZM92 96V95H91ZM98 96V95H97ZM128 96V95H127ZM169 96V95H168ZM172 96V95H171ZM180 96V95H179ZM190 97L192 96V94L191 95H189ZM187 97V98H190V97ZM203 96V95H202ZM207 96V95H206ZM228 96V95H227ZM2 97V95L0 96V98ZM13 97V96H12ZM19 97H18V99H19ZM95 98H96V96H94ZM117 97V96H116ZM119 97H123V96H119ZM118 97V98H119ZM152 97H153V95H152ZM173 97V96H172ZM171 97V98H172ZM192 97H194V94H193V96ZM215 97V96H214ZM214 97H212V98H214ZM217 97H219V96H217ZM243 97V96H242ZM248 97V96H247ZM250 97V96H249ZM257 97V96H256ZM256 97H255V100H256ZM263 97V96H262ZM9 98V99H8ZM15 98V97H14ZM13 98V99H14ZM82 98H83V96H82ZM85 98H86V96H85ZM87 98H88V96H87ZM125 98V97H124ZM127 98V97H126ZM125 98V99H126ZM134 98V97H133ZM174 98V100H175V97H173ZM176 98H179V97H176ZM186 98V97H185ZM200 98V97H199ZM253 98H254V95H253ZM22 99V100H23ZM97 99V98H96ZM128 99V98H127ZM126 99V100H127ZM136 99H139V98H136ZM141 100H142V98H140ZM180 99H181V97H180ZM192 99V98H191ZM191 99H188V100H191ZM203 99V98H202ZM205 99H207V98H205ZM247 99V98H246ZM259 99V98H258ZM257 99V100H258ZM16 100H17V98H16ZM23 100V101H24ZM89 100V99H88ZM91 100V99H90ZM105 100V99H104ZM113 100V99H112ZM116 100H118V99H116ZM121 99H119L118 101H120ZM122 100H123V98H122ZM121 100V101H122ZM129 100H132V99H129ZM140 100V101H141ZM145 100V99H144ZM160 100V99H159ZM195 100V99H194ZM196 100H197V98H196ZM207 100H209V99H207ZM251 99H249V101H250ZM260 100H262L261 98H260ZM12 101V100H11ZM92 101V100H91ZM98 101V100H97ZM109 101H110V97H109ZM117 101V102H118ZM125 101V100H124ZM133 101V100H132ZM132 101H129V102H132ZM168 101V100H167ZM175 101H177V100H175ZM175 101H173V102H175ZM181 101V100H180ZM193 101V100H192ZM213 101H215V99H213ZM218 101V100H217ZM253 101H254V99H253ZM103 102V101H102ZM104 102H106V100L104 101ZM116 102V103H117ZM126 102V101H125ZM124 102V103H125ZM134 102H136V101H134ZM163 102V101H162ZM200 102V101H199ZM204 102H206V101H204ZM204 102H202V103H204ZM226 102V101H225ZM234 102V101H233ZM255 102H257V101H255ZM19 103H20V101H19ZM83 103V102H82ZM81 103V104H82ZM86 103H87V101H86ZM92 103H93V101H92ZM109 103V102H108ZM121 103H123V102H121ZM123 103V104H124ZM137 103V102H136ZM182 103V102H181ZM187 103V102H186ZM185 103V104H186ZM252 103V102H251ZM11 103H9L8 104V106L10 105ZM15 104V103H14ZM21 104L22 103H20V106H21ZM25 104H27V103H25ZM79 104H80V102H79ZM77 105L78 107V109H79V107H81L80 105ZM91 104V103H90ZM100 104H102L101 103V101H100ZM107 104V103H106ZM112 104V103H111ZM122 104V105H123ZM138 104V103H137ZM147 104H148V102H147ZM165 104V103H164ZM170 104V103H169ZM172 104V103H171ZM196 104H197V102H196ZM235 104V103H234ZM249 104V103H248ZM257 104H258V102H257ZM260 104V103H259ZM258 104V105H259ZM11 105H13V104H11ZM94 104H92V106H93ZM105 105V104H104ZM110 105V104H109ZM114 105V104H113ZM117 105H119L120 106V102L117 104ZM126 105V104H125ZM132 105V104H131ZM143 105V104H142ZM190 105V104H189ZM208 105V104H207ZM211 105V104H210ZM221 105V104H220ZM236 105V104H235ZM249 105H251V104H249ZM252 105H254V104H252ZM252 105H251V107H252ZM257 105V106H258ZM8 106L6 107V108H8ZM15 106V105H14ZM23 106V105H22ZM69 106V105H68ZM70 106V107H71ZM107 106V105H106ZM112 105H110V107H111ZM128 106H129V104H128ZM136 106V105H135ZM139 106V105H138ZM137 106V107H138ZM148 107H149V104L147 105ZM153 106V105H152ZM164 106V105H163ZM163 106H162V108H163ZM179 106V105H178ZM248 106V105H247ZM247 106L245 107V109L247 108ZM25 107V106H24ZM73 107H74V105H73ZM90 107H91V105H90ZM95 107H97V106H95ZM105 106H103V108H104ZM114 107H115V105H114ZM127 107V106H126ZM132 107H134V106H132ZM170 107V106H169ZM200 107V106H199ZM13 108H15V107H11V108H9V109H13ZM26 108V107H25ZM72 108V107H71ZM100 108V107H99ZM109 108V107H108ZM117 108V107H116ZM116 108L114 109V110H116ZM122 108H123V106H122ZM141 108H142V106H141ZM144 108V107H143ZM152 108V107H151ZM161 108V107H160ZM178 108V107H177ZM191 108V107H190ZM198 108V107H197ZM213 108H215V107H213ZM225 108V107H224ZM236 108V107H235ZM238 108V107H237ZM256 108V107H255ZM16 109V108H15ZM15 109H13L14 111H15ZM22 109V108H21ZM75 109V108H74ZM92 109V108H91ZM110 109V108H109ZM108 109V110H109ZM121 109V108H120ZM119 109V110H120ZM126 109V108H125ZM133 108H131L130 110H132ZM139 109V108H138ZM148 109V108H147ZM176 109V108H175ZM194 109V108H193ZM204 109V108H203ZM212 108H211V106H210V109L209 110H211ZM248 109H250V108H248ZM252 109H253V107H252ZM257 109V108H256ZM6 110V109H5ZM4 110V111H5ZM17 110H20V108H18ZM23 110V109H22ZM29 110V109H28ZM80 110V109H79ZM107 110V111H108ZM117 110H118V108H117ZM116 110V111H117ZM128 110H129V108H128ZM129 110V111H130ZM136 110H137V108H136ZM135 110V111H136ZM151 110V109H150ZM150 110H148V111H150ZM160 110V109H159ZM163 110V109H162ZM180 110H181V108H180ZM186 110V109H185ZM205 110H206V108H205ZM213 110V112H214V109H212ZM222 110H223V107H222ZM236 110V109H235ZM238 110V109H237ZM1 111H3V109L1 110ZM21 111V110H20ZM26 111V110H25ZM92 111V110H91ZM109 111H111V110H109ZM108 111V112H109ZM121 111V110H120ZM119 111V112H120ZM152 111V110H151ZM172 111V110H171ZM174 111V110H173ZM190 111H191V109H190ZM201 111V110H200ZM207 111V110H206ZM217 111V110H216ZM246 112H247V110H245ZM16 112V111H15ZM22 112V111H21ZM20 112V113H21ZM72 112H75L74 110L72 111ZM82 112V111H81ZM98 112H99V109H98ZM132 112V111H131ZM137 112V111H136ZM141 112V111H140ZM140 112H138V113H140ZM157 112V111H156ZM165 112V111H164ZM164 112H162V113H164ZM166 112H167V110H166ZM240 112V111H239ZM245 112V113H246ZM256 112V111H255ZM2 113V112H1ZM18 113V112H17ZM89 114H90V110H89V112H88ZM101 112H99L98 113V115L100 114ZM112 113V112H111ZM115 113V112H114ZM116 113H118V112H116ZM121 113V112H120ZM133 113V112H132ZM142 113V112H141ZM146 113V112H145ZM144 113V114H145ZM150 113V112H149ZM152 113H154V112H152ZM151 113V114H152ZM159 113V112H158ZM201 113H202V111H201ZM211 113H212V111H211ZM251 113H253V112H251ZM19 114V113H18ZM24 114V113H23ZM102 114V113H101ZM108 114V113H107ZM124 114H125V112H124ZM134 114V113H133ZM133 114H131V115H133ZM146 114H148V113H146ZM150 114V115H151ZM174 114H175V112H174ZM173 114V115H174ZM199 114V113H198ZM212 114H215V112L214 113H212ZM218 114V113H217ZM5 115V114H4ZM95 115V114H94ZM103 115V114H102ZM119 115V114H118ZM130 115V116H131ZM141 115V114H140ZM154 115H157V114H155L154 113ZM166 115V114H165ZM192 115V114H191ZM238 115H240V114H238ZM243 115V114H242ZM247 115V114H246ZM246 115H245V117H246ZM1 116V115H0ZM13 116V115H12ZM19 116V115H18ZM86 116V115H85ZM89 116V115H88ZM88 116H87V118H88ZM104 116V115H103ZM108 116H109V114H108ZM116 116V115H115ZM123 116V115H122ZM121 116V117H122ZM136 116V115H135ZM134 116V117H135ZM161 116V115H160ZM209 117H210V115H208ZM214 116V115H213ZM257 116V115H256ZM8 117H9V115H8ZM14 117V116H13ZM22 117L23 116H21L20 118H21V120H22ZM27 117V116H26ZM72 117V116H71ZM90 117V116H89ZM92 117V116H91ZM90 117V118H91ZM96 117H98V116H96ZM106 116H104L103 117V119L105 118ZM109 117H111V114H110V116ZM126 117V116H125ZM131 117H133V116H131ZM139 117V116H138ZM142 118H143V116H141ZM145 117H148L147 115L145 116ZM153 117H155V116H153ZM159 116H157L156 118L158 119V120H160L159 118H158ZM166 117H167V115H166ZM202 117V116H201ZM237 117V116H236ZM248 117H249V115H248ZM2 118V117H1ZM17 117H15V119H16ZM95 118V117H94ZM93 118V119H94ZM107 118V117H106ZM114 118V117H113ZM123 118V117H122ZM140 118V117H139ZM149 118H151V117H149ZM169 118H170V116H169ZM169 118H168V121H170L169 120ZM215 118V117H214ZM218 118V117H217ZM237 118H239V117H237ZM244 118V117H243ZM242 117H241V119H243ZM247 118V117H246ZM256 118V117H255ZM14 119V118H13ZM70 119H72V120H74L75 118L73 117V118H70ZM92 119V118H91ZM97 120H98V118H96ZM100 119V118H99ZM102 119V118H101ZM101 119H100V122H101ZM120 119V118H119ZM118 119V120H119ZM127 119H128V117H127ZM131 119H133V118H131ZM135 119V118H134ZM133 119V120H134ZM137 119V118H136ZM145 119V118H144ZM143 119V120H144ZM146 119H148V118H146ZM164 119V118H163ZM210 119H211V117H210ZM219 119V118H218ZM240 119V120H241ZM3 120H4V117H3ZM2 120V121H3ZM6 120V119H5ZM9 120V119H8ZM18 120V119H17ZM20 120V121H21ZM26 120V119H25ZM76 120H78V119H76ZM109 120H110V118H109ZM108 120V121H109ZM122 120V119H121ZM130 120V119H129ZM152 120V119H151ZM150 120V121H151ZM204 120H207V119H204ZM208 120H209V118H208ZM214 120H216V119H214ZM239 120V119H238ZM244 120V119H243ZM253 120V119H252ZM0 121H1V119H0ZM67 121V120H66ZM89 121V120H88ZM95 121V120H94ZM103 121V120H102ZM105 121V123L107 122V120H104ZM104 121H103V125L105 124L104 123ZM141 120H139V122H140ZM145 121H147V120H145ZM144 121V122H145ZM154 121H155V119H154ZM163 121V120H162ZM217 121H219V120H217ZM245 121V120H244ZM247 121L250 123L251 121L249 120V118H247ZM247 121H245V122H247ZM256 121V120H255ZM4 122V121H3ZM2 122V123H3ZM16 122V121H15ZM22 122V121H21ZM30 122V121H29ZM70 122H71V120H70ZM78 122V121H77ZM99 122V123H100ZM113 122V121H112ZM123 122V121H122ZM121 122V123H122ZM126 122H128V121H126ZM125 122V123H126ZM136 122H138V121H136ZM138 122V123H139ZM157 122V121H156ZM177 122V121H176ZM215 123H216V121H214ZM253 122V121H252ZM257 122V121H256ZM255 122V123H256ZM11 124L10 125H12V121L10 122ZM14 123V122H13ZM24 123H26V122H24ZM23 123V124H24ZM32 123V122H31ZM72 123V122H71ZM71 123H70V125H71ZM75 123V125H76V122H74ZM98 123V122H97ZM108 123V122H107ZM116 123V122H115ZM124 123V122H123ZM131 123H133V122H131ZM151 123H152V121H151ZM165 123V122H164ZM207 123V122H206ZM214 123V124H215ZM248 123V124H249ZM1 124V123H0ZM6 124V123H5ZM19 124V123H18ZM83 124H84V122H83ZM92 124V123H91ZM101 124V123H100ZM145 124H147V123H145ZM152 124H154V122L152 123ZM177 124V123H176ZM175 124V126H177V125H179V123L176 125ZM247 124V123H246ZM253 124V123H252ZM2 125V124H1ZM14 125V124H13ZM74 125V126H75ZM109 124H106V126H108ZM131 125V124H130ZM139 125H140V123H139ZM139 125H136V128H137V126L139 127ZM155 125V124H154ZM157 125V124H156ZM167 125V123L165 124V126ZM250 125V124H249ZM19 126V125H18ZM28 126V125H27ZM26 126V127H27ZM78 126V125H77ZM101 126V125H100ZM116 126V125H115ZM123 126H124V124H123ZM132 126H135L134 124H132ZM145 126H147V125H144V127ZM158 126V125H157ZM163 126H164V124H163ZM263 126V125H262ZM3 127H5L4 125H3ZM11 128H12V126H10ZM9 126H8V128H10ZM14 127V126H13ZM71 127V126H70ZM83 127V126H82ZM91 127H92V125H91ZM130 127V126H129ZM128 127V128H129ZM150 127H151V125H150ZM155 127V126H154ZM159 127H161V126H159ZM21 128H22V126H21ZM33 128V127H32ZM36 128V127H35ZM84 128V127H83ZM93 128V127H92ZM102 128H104V127H102ZM105 128H107V127H105ZM111 128V127H110ZM109 128V129H110ZM123 128V127H122ZM127 128V127H126ZM134 128V129H133ZM133 128H131V129H133V130H135V127H133ZM152 128H153V126H152ZM152 128H150L151 130H154V129H156V128H154V129H152ZM158 128V127H157ZM168 128V127H167ZM176 128V127H175ZM210 128V127H209ZM250 128V127H249ZM251 128H252V126H251ZM15 129V128H14ZM29 129H31V127L29 128ZM42 129V130H43ZM72 129H74L73 127H72ZM78 129H79V127H78ZM77 129V130H78ZM108 129V128H107ZM124 129V128H123ZM142 129V128H141ZM146 129V128H145ZM161 129V128H160ZM165 129V128H164ZM181 129V128H180ZM194 129V128H193ZM199 129V128H198ZM8 130H10V129H8ZM7 130V131H8ZM37 130V128L35 129V131ZM40 129L38 128V131H39ZM75 130H76V128H75ZM91 130V129H90ZM119 130V129H118ZM182 130V129H181ZM184 130V129H183ZM14 131V130H13ZM80 131V130H79ZM86 132H84L85 133V135L87 136V130H85ZM108 131V130H107ZM110 131V130H109ZM111 131H113V130H111ZM125 131V130H124ZM155 131V130H154ZM153 131V133H155ZM160 131V130H159ZM159 131H157L156 130V132H159ZM163 131V129L161 130V132ZM195 131V130H194ZM193 131V132H194ZM201 131H202V129H201ZM211 131V130H210ZM9 132V131H8ZM30 132V131H29ZM37 132V131H36ZM35 132V133H36ZM93 132V131H92ZM103 132V131H102ZM118 132H120V131H118ZM127 132V131H126ZM133 132V135H134V131H132ZM136 133H137V131H135ZM143 132H144V129H143ZM149 132V131H148ZM160 132V133H161ZM164 132V131H163ZM190 132V131H189ZM192 132V133H193ZM196 132H197V128H196ZM76 133H77V131H76ZM79 133V132H78ZM110 133V132H109ZM112 133V132H111ZM113 133H115L116 134V132H114L113 131ZM124 133V132H123ZM130 133V132H129ZM129 133H127L128 135H129ZM140 133H142L141 131L139 132V134ZM165 133H167V131H165ZM165 133H161L162 135H164L165 136ZM199 133V132H198ZM206 133V132H205ZM8 134V133H7ZM6 134V135H7ZM12 134V133H11ZM13 134H14V132H13ZM12 134V135H13ZM17 134V133H16ZM20 134V133H19ZM31 134V133H30ZM33 134V133H32ZM37 134V133H36ZM75 134V133H74ZM120 134V133H119ZM125 134V133H124ZM146 134V133H145ZM142 135V136H146V135ZM149 134V133H148ZM178 134V133H177ZM190 134V133H189ZM10 135V134H9ZM34 135V134H33ZM33 135H31L32 136V138H34L33 137ZM76 135V134H75ZM82 135V134H81ZM81 135L80 136H77V137H81ZM95 135V134H94ZM104 135V134H103ZM109 135V134H108ZM111 135V134H110ZM122 135V134H121ZM120 135V136H121ZM126 135V134H125ZM127 135V137H128V139L130 140V138H131V135L130 136H128ZM138 135V134H137ZM137 135H134V136H137ZM151 135V134H150ZM152 135H154V134H152ZM156 135H159V133H157ZM167 135H169L168 133H167ZM183 135V134H182ZM187 135V134H186ZM185 135V136H186ZM1 136H2V133H1ZM30 136V135H29ZM37 136V135H36ZM45 136V135H44ZM92 136H93V134H92ZM96 136V135H95ZM117 136H119V135H117ZM139 136H141V134L139 135ZM171 136V135H170ZM175 136V135H174ZM173 136V137H174ZM177 136V135H176ZM175 136V137H176ZM187 136H189V135H187ZM186 136V137H187ZM191 136V135H190ZM198 136V135H197ZM8 137V136H7ZM9 137H11V136H9ZM22 137V136H21ZM46 137V136H45ZM82 137H85V136H83L82 135ZM88 137H89V135H88ZM94 137V136H93ZM93 137H91V138H93ZM97 137V136H96ZM111 137H112V139H113V137L115 138V136H113V135H111ZM123 137V136H122ZM126 137V138H127ZM130 137V138H129ZM151 137V136H150ZM150 137H149V139H150ZM156 137V136H155ZM161 137V136H160ZM159 137V138H160ZM163 137V136H162ZM167 137V136H166ZM172 137V138H173ZM174 137V138H175ZM1 138H4V136L3 137H1ZM5 138H6V136H5ZM43 138V137H42ZM90 138V139H91ZM107 138H108V136H107ZM164 138V137H163ZM179 138V137H178ZM184 138V137H183ZM183 138H182V140H183ZM190 138V137H189ZM188 138V139H189ZM199 138V137H198ZM207 138V137H206ZM24 139H25V137H24ZM35 139V138H34ZM38 139H39V137H38ZM45 139V138H44ZM94 139V138H93ZM119 139H121V138H119ZM124 139V138H123ZM134 139H135V137H134ZM133 139V140H134ZM143 139V138H142ZM147 139V138H146ZM156 139V138H155ZM162 139V138H161ZM176 139V138H175ZM187 139V140H188ZM191 139V138H190ZM12 140H14V139H12ZM19 140V139H18ZM26 140V139H25ZM31 140V139H30ZM33 140V139H32ZM85 140H87V139H85ZM95 140H96V138H95ZM114 140V139H113ZM117 138H116V142H117ZM127 140V139H126ZM148 140V139H147ZM151 140V139H150ZM163 140V139H162ZM182 140H181V142H182ZM11 141V140H10ZM84 141V140H83ZM112 141V140H111ZM110 141V142H111ZM124 142L123 143H125V140H123ZM137 141V140H136ZM141 140H139V142H140ZM143 141V140H142ZM149 141V140H148ZM155 141V140H154ZM153 141V142H154ZM161 141V140H160ZM165 141V140H164ZM171 141V140H170ZM185 141V140H184ZM204 141V140H203ZM18 142V141H17ZM47 142V141H46ZM89 142V141H88ZM91 142V141H90ZM89 142V143H90ZM93 142V141H92ZM100 142V141H99ZM115 142V141H114ZM120 142V141H119ZM152 142V141H151ZM158 142L159 141H157V144H155V145H159L158 144ZM166 142V141H165ZM172 142V141H171ZM188 142V141H187ZM10 143V142H9ZM20 146H21V139H20ZM18 143V144H19ZM38 143H39V141H38ZM101 143V142H100ZM126 143H128V145H129V142H127L126 141ZM131 143V142H130ZM135 143V142H134ZM146 143H149V142H146ZM24 144V143H23ZM44 144H45V142H44ZM79 144V143H78ZM84 145V142L83 143H81L80 145L81 146H83ZM85 144H88L87 142L85 143ZM92 144V143H91ZM117 144V143H116ZM133 144V143H132ZM197 144V143H196ZM7 145V144H6ZM5 145V146H6ZM15 145H16V143H15ZM80 145H79V148H80ZM124 145V144H123ZM139 145V144H138ZM138 145H136V146H138ZM155 145H153V146H155ZM11 146V145H10ZM36 146V145H35ZM39 146V145H38ZM45 147L47 146V145H44ZM63 146H65L66 148L67 147H70V146H73V148L75 149V151L74 152H67V153H65V154H63V156L61 155V151L59 150V148L60 147H63ZM89 146V145H88ZM96 146V145H95ZM94 146V148H96ZM136 146H134V147H136ZM140 146H142V145H140ZM148 147H150V145H147ZM152 146V147H153ZM177 145H175V147H176ZM193 146V145H192ZM191 146V147H192ZM2 147V146H1ZM4 147V146H3ZM3 147L2 148H0V149H3ZM6 147H8V146H6ZM14 147V146H13ZM17 148H18V146H16ZM25 146L23 145V148H24ZM37 147V146H36ZM98 147V146H97ZM152 147H150V149L152 148ZM156 147V146H155ZM12 148V147H11ZM10 148V149H11ZM15 148V147H14ZM21 148V147H20ZM22 148V149H23ZM25 148H27V147H25ZM29 148V147H28ZM31 148V147H30ZM39 148H41V146L39 147ZM64 148V147H63ZM84 148H87V147H83V149ZM92 148V147H91ZM91 148H90V150H91ZM123 148V147H122ZM177 148V147H176ZM193 148H194V146H193ZM8 149H9V147H8ZM34 149V148H33ZM32 149V150H33ZM46 149V148H45ZM68 149V148H67ZM124 149H126V147L124 148ZM129 149H131L130 148V146H129ZM136 149V148H135ZM138 149H139V147H138ZM149 149V150H150ZM175 149V148H174ZM5 150V149H4ZM30 150V149H29ZM73 150V149H72ZM97 150V149H96ZM100 150V149H99ZM147 150V149H146ZM166 150H168V148L166 149ZM169 150H171V149H169ZM199 150V149H198ZM11 151V150H10ZM15 151H19V150H15ZM20 151H22V150H20ZM46 151H48V150H46ZM45 151V152H46ZM60 151V152H59ZM91 151H93V150H91ZM95 151V150H94ZM126 151H127V149H126ZM129 151V150H128ZM158 151H159V146H158ZM157 151V152H158ZM165 151V150H164ZM1 152V151H0ZM9 152V151H8ZM7 152V153H8ZM136 152V151H135ZM145 152V151H144ZM146 152H149V151H146ZM167 152V151H166ZM178 152V151H177ZM176 152V153H177ZM233 152V151H232ZM6 153V154H7ZM12 153V152H11ZM22 153V152H21ZM20 153V154H21ZM27 153H28V150H27ZM32 153V152H31ZM49 153V152H48ZM84 153V152H83ZM89 153V152H88ZM99 153V152H98ZM101 153V152H100ZM126 153V152H125ZM128 153V152H127ZM126 153V154H127ZM129 153H130V151H129ZM128 153V154H129ZM141 153V152H140ZM152 153H153V150H152ZM155 153V152H154ZM160 154L159 155H161V153H163V152H159ZM165 153V152H164ZM168 153V152H167ZM183 153H185V152H183ZM208 153V152H207ZM207 153H206V155L205 156H207ZM239 153V152H238ZM14 154V153H13ZM17 154V153H16ZM23 154V153H22ZM21 154V155H22ZM39 154H40V152H39ZM43 154V153H42ZM41 154V155H42ZM87 154V153H86ZM96 154V153H95ZM132 154H133V151H132ZM146 154V153H145ZM144 154V155H145ZM150 154V153H149ZM180 154V153H179ZM188 154V153H187ZM20 155V156H21ZM27 155V154H26ZM25 155V156H26ZM33 155V154H32ZM35 155V154H34ZM61 155V156H60ZM91 155V154H90ZM141 155H142V153H141ZM155 155V154H154ZM166 155V154H165ZM235 155H236V153H235ZM239 155V154H238ZM237 155V156H238ZM14 156V155H13ZM19 156V155H18ZM86 156V155H85ZM104 156V155H103ZM129 157H128V159H130V156L131 155H128ZM143 156V155H142ZM141 156V157H142ZM151 156V155H150ZM149 156V157H150ZM163 156H164V154H163ZM172 156V155H171ZM170 155H169V159H170V157H171ZM7 157V156H6ZM5 157V158H6ZM12 157V156H11ZM24 157V156H23ZM27 157V156H26ZM31 157H33V156H31ZM41 157H43V156H41ZM91 157V156H90ZM89 157V158H90ZM96 157H97V155H96ZM139 157H140V155H139ZM153 157H155V156H153ZM159 156H157V158H158ZM160 157H162V156H160ZM189 157H191V155L189 156ZM228 157V156H227ZM2 158V157H1ZM8 158V157H7ZM13 158V157H12ZM16 158V157H15ZM30 158V157H29ZM34 158H35V156H34ZM33 158V159H34ZM44 158V157H43ZM105 158V157H104ZM135 158H136V156H135ZM138 158V157H137ZM143 158V157H142ZM165 158H166V156H165ZM181 158V157H180ZM186 158V157H185ZM205 158V157H204ZM207 158V157H206ZM205 158V159H206ZM100 159H103V157L101 158V156H100ZM150 159H151V157H150ZM154 159V158H153ZM160 159V158H159ZM163 159V158H162ZM167 159V158H166ZM165 159V160H166ZM172 159V158H171ZM189 159V158H188ZM7 160V159H6ZM10 160V159H9ZM8 160V161H9ZM19 160L21 161V159L19 158ZM25 160H26V158H25ZM24 160V161H25ZM31 160V159H30ZM29 160V161H30ZM40 160V159H39ZM42 160V159H41ZM95 161L97 160V159H94ZM136 160V159H135ZM137 160H140L139 158L137 159ZM148 160V159H147ZM155 160V159H154ZM158 160V159H157ZM164 160V161H165ZM174 160V159H173ZM176 160V159H175ZM190 160V159H189ZM1 161H2V159H1ZM28 161V160H27ZM34 161H36V160H34ZM107 161V162H106ZM131 161V160H130ZM129 161V162H130ZM144 161H146V160H144ZM164 161H161V162H164ZM167 161V160H166ZM181 161L182 160H180V163H181ZM206 161V160H205ZM31 162V161H30ZM29 162V163H30ZM49 162V163H48ZM91 162H92V160H91ZM97 162V161H96ZM112 162H110V163H112ZM133 161H131V163H132ZM138 162V161H137ZM141 162V164H142V161H140ZM139 162V163H140ZM160 162V161H159ZM174 162V161H173ZM184 162V161H183ZM182 162V163H183ZM190 162V161H189ZM21 163H22V161H21ZM20 163V164H21ZM32 163H34V162H32ZM41 163V162H40ZM43 163V162H42ZM44 163H45V161H44ZM99 163V162H98ZM154 163V162H153ZM152 163V164H153ZM177 163V162H176ZM179 163V162H178ZM9 164V163H8ZM14 164V163H13ZM19 164V163H18ZM35 164H37V163H35ZM54 165V166H56V171H55V173L53 174V169H55V168H53V169H51L52 170V174L54 175H52L51 173H50V167H51V165ZM133 164V163H132ZM138 164V163H137ZM139 165V166H136V167H140V166H142V165ZM166 164V163H165ZM171 164H172V162H171ZM174 164H175V162H174ZM205 164V163H204ZM23 165V164H22ZM89 165V164H88ZM102 165H103V167H102ZM148 165H150V163L148 164ZM157 165H159V163L157 164ZM161 165V164H160ZM159 165V166H160ZM177 165H180V164H177ZM207 165V164H206ZM12 166V165H11ZM19 166V165H18ZM21 166V165H20ZM110 166H114L113 164L112 165H110ZM131 166V165H130ZM134 166V165H133ZM143 166H145V164L143 165ZM163 166V165H162ZM168 166H170V168H172L171 166L172 165H169V163H168ZM167 166V167H168ZM175 167H176V165H174ZM4 167V166H3ZM15 167V166H14ZM13 167V168H14ZM16 167H17V165H16ZM132 167V166H131ZM147 167V166H146ZM156 167V166H155ZM161 167V166H160ZM159 167V168H160ZM166 169H167V167L166 166H164ZM189 167V166H188ZM188 167H186V168H188ZM12 168V167H11ZM94 168V167H93ZM95 168H97V167H95ZM141 168V167H140ZM139 168V169H140ZM145 168V167H144ZM158 168V167H157ZM163 168V167H162ZM179 168V167H178ZM206 168V167H205ZM27 169V168H26ZM33 168H31V170H32ZM36 169V168H35ZM112 169V168H111ZM110 169V170H111ZM155 170H156V168H154ZM161 169V168H160ZM164 169V168H163ZM166 169H164V170H166ZM168 169H169V167H168ZM176 169V168H175ZM174 169V170H175ZM183 170H184V166H183V168H182ZM182 169H180L179 168V170L181 171ZM0 170H1V168H0ZM12 170V169H11ZM14 170V169H13ZM34 170V169H33ZM163 170V171H164ZM189 170V169H188ZM16 171V170H15ZM29 171V170H28ZM27 170H26V174H27V172H28ZM36 171V170H35ZM97 171V170H96ZM108 171V170H107ZM129 172H130V170H128ZM128 171H126V172H128ZM137 171V170H136ZM135 171V172H136ZM146 171V170H145ZM151 171V170H150ZM160 171H162V170H159V172ZM170 171H172V170H170ZM170 171H169V173H170ZM186 171V170H185ZM185 171H183V173H185ZM3 172V171H2ZM9 172V171H8ZM13 172V171H12ZM32 172V171H31ZM109 172V171H108ZM112 172H115V171H112ZM121 172H123V171H121ZM132 172V171H131ZM130 172V173H131ZM143 172V174H144V171H142ZM146 172H148V171H146ZM155 172V171H154ZM165 172V171H164ZM177 172V171H176ZM176 172H174V174H176V175H178L179 174V172H178V174L176 173ZM188 172V171H187ZM5 173V172H4ZM10 173V172H9ZM29 173V172H28ZM107 173V172H106ZM111 173V172H110ZM117 173V172H116ZM132 173H134V171L132 172ZM140 173V172H139ZM149 173V172H148ZM156 173V172H155ZM181 173H182V171H181ZM1 174V173H0ZM14 174V173H13ZM21 174V173H20ZM92 174V173H91ZM115 174V173H114ZM113 173L111 174V178H112V175H114ZM119 174V173H118ZM122 174L123 173H121V176H122ZM127 174V173H126ZM157 174V173H156ZM161 174H162V172H161ZM165 174H166V172H165ZM171 174V173H170ZM189 174V173H188ZM188 174L186 175V173L185 174H182V175H184L183 177H186V176H188ZM105 175H107V174H105ZM148 176L150 175V173L149 174H147ZM153 175H155V174H153ZM172 175V174H171ZM175 175V176H176ZM182 175H180L179 174V178H181L182 177ZM14 176V175H13ZM12 176V177H13ZM33 176H35V173H34V175ZM39 176V175H38ZM127 176H129V175H127ZM131 176V175H130ZM129 176V177H130ZM151 177H152V175H150ZM150 176L148 177V178H150ZM164 176V175H163ZM167 176H168V174H167ZM174 176V177H175ZM8 177V176H7ZM15 177V176H14ZM13 177V178H14ZM107 177H109V176H107ZM115 177V176H114ZM123 177V176H122ZM121 177V178H122ZM155 177H157V175H155ZM169 177H170V175H169ZM173 177V179H175V178H177L178 179V177L176 176L175 178ZM4 178H5V176H4ZM16 178H18V177H16ZM33 178V177H32ZM118 178V177H117ZM116 178V179H117ZM125 178H127L126 176H124V179ZM132 178V177H131ZM138 178V177H137ZM141 178V177H140ZM144 178V177H143ZM147 178V177H146ZM145 178V179H146ZM147 178V179H148ZM153 178H154V176H153ZM161 178H163V177H161ZM165 178H166V176H165ZM172 178V177H171ZM188 178V177H187ZM190 178V177H189ZM189 178H188V180H189ZM25 179H27V178H25ZM123 179V180H124ZM129 179V178H128ZM172 179V180H173ZM11 180H12V178H11ZM15 180V179H14ZM29 180H30V178H29ZM59 181V184L58 185H56L55 184V182L56 181ZM107 180V179H106ZM112 180V179H111ZM115 179H113L112 181H114ZM121 180V179H120ZM136 180H138V179H136V177H135V181ZM141 180V179H140ZM143 180V179H142ZM161 180V179H160ZM163 180H164V178H163ZM170 180V178L168 179V181ZM172 180H170V181H172ZM181 181H178L177 183H179V182H181L182 183V180L184 181L185 179H180ZM187 180V179H186ZM184 181V182H186L187 183V181ZM3 181V180H2ZM1 181V182H2ZM7 182L5 183V181L3 182V186H4V188L7 186L6 184H8V180H6ZM26 180H24L23 181V183L25 182ZM28 181V180H27ZM37 181V180H36ZM50 181V182H49ZM93 181V180H92ZM134 180H132V182H133ZM134 181V182H135ZM146 181V180H145ZM144 181V182H145ZM148 181H149V183H150V181H151V179L149 180L148 179ZM147 181V182H148ZM157 181H159L158 179H157ZM166 181V180H165ZM174 181H176V180H174ZM191 181V180H190ZM33 182V181H32ZM31 182V183H32ZM108 182V181H107ZM130 182V181H129ZM143 182V183H144ZM146 182V183H147ZM153 182V181H152ZM167 182V181H166ZM183 182V183H184ZM193 182V181H192ZM18 183V182H17ZM16 183V184H17ZM28 183H29V181H28ZM30 183V184H31ZM54 183V184H53ZM113 183V182H112ZM111 183V184H112ZM116 183V182H115ZM120 183L122 184V183H124V182H122V181H120ZM149 183H148V185H149ZM169 183V182H168ZM171 183V182H170ZM173 183V182H172ZM176 183V184H177ZM9 184H10V181H9ZM27 184V183H26ZM37 184V183H36ZM36 184H35V186H36ZM51 184H53V186H51ZM117 184V183H116ZM119 184V183H118ZM151 184V183H150ZM154 184L156 185L157 184V182H155V183H153V187H154ZM160 184H161V181H160ZM165 184H167V183H165ZM165 184H161V185H165ZM180 184V183H179ZM178 184V185H179ZM185 184V183H184ZM183 184V187H187L186 185H184ZM191 184V183H190ZM11 185V184H10ZM18 185V184H17ZM34 185V184H33ZM115 185V184H114ZM152 185V184H151ZM177 185V186H178ZM9 186V185H8ZM24 186H25V188L27 189L28 187H26L27 185H25L24 184ZM30 186H32V185H30ZM34 186V187H35ZM110 186V188L113 186V184H112V186L111 185H109ZM118 186V185H117ZM121 186H123V184L121 185ZM121 186L119 185V188L120 189H123V191H124V188H121ZM125 186V185H124ZM144 186L145 185H142V188H141V186L140 185H138V183L137 184H131V185H128L127 184V192L138 202V203H140L139 205H141V204H144L145 205V203H148L147 201H149L150 202V200L152 199L153 200V197L152 196H154V195H152V194H154V192H155V194H156V192H157V187H156V191L155 190H153L152 188H150L151 190H153L154 192H152V194L149 192V191H147L145 188H144ZM158 186V185H157ZM176 186V185H175ZM174 186V187H175ZM182 186V185H181ZM189 186V185H188ZM1 187H2V184H1ZM19 186H17V187H15L14 189H12V192H14V191H16V190H18L19 188H18ZM34 187H32V189L34 188ZM37 187V186H36ZM108 187V186H107ZM115 188H116V186H114ZM125 187V188H126ZM159 187H160V185H159ZM158 187V188H159ZM166 187V186H165ZM164 187V188H165ZM171 187H173L172 185H171ZM183 187H181V188H183ZM7 188V187H6ZM18 188V189H17ZM38 188H40V187H38ZM177 188V187H176ZM189 188V187H188ZM3 189V188H2ZM31 189V188H30ZM35 189V188H34ZM117 189V188H116ZM170 189V188H169ZM191 189H193V187H191ZM4 190V189H3ZM6 190V189H5ZM7 190H9V188H7ZM23 190V189H22ZM112 190H115V189H113L112 188ZM118 190V189H117ZM126 190V189H125ZM150 190V191H151ZM158 190H160V189H158ZM162 190V189H161ZM164 190V189H163ZM172 190H173V188H172ZM178 190V192L180 191L181 192V190H180V185H179V189H177ZM183 190H184V188H183ZM182 190V191H183ZM116 191V190H115ZM120 191V190H119ZM166 191H168L167 190V188H166ZM185 191H187L186 189H185ZM191 191V190H190ZM189 190L187 191L188 193L190 192ZM11 192V191H10ZM21 192V191H20ZM29 192V194H31V195H36L37 196V193L35 192V193H33V192H31L30 190L28 191ZM127 192L125 193V194H127ZM159 192V194H160V192H162V191H158ZM169 192H170V190H169ZM179 192V193H180ZM186 192V193H187ZM192 192V191H191ZM22 193V192H21ZM27 193V192H26ZM116 193V192H115ZM119 193V192H118ZM117 193V194H118ZM123 193V192H122ZM175 193V192H174ZM187 193V194H188ZM64 194V193H63ZM91 194V195H90ZM125 194L123 193V194H121V195H124L125 196ZM159 194L157 193V197H161V196H159ZM169 194V193H168ZM177 194V193H176ZM181 194V193H180ZM183 194V193H182ZM27 195H28V193H27ZM41 194H39V196H40ZM152 195V196H151ZM163 195H164V193H163ZM162 195V196H163ZM170 195V194H169ZM186 195V194H185ZM184 195V196H185ZM193 195V194H192ZM20 196H21V194H20ZM35 196V197H36ZM124 196H121L122 197V199H123V197ZM127 196V195H126ZM125 196V197H126ZM165 196V195H164ZM168 198H169V196L168 195H166ZM171 196V195H170ZM177 196V195H176ZM175 196V197H176ZM10 197V196H9ZM157 197H154V199L155 198H157ZM173 196H171V198H172ZM180 197V196H179ZM187 197V196H186ZM191 197V196H190ZM117 198V197H116ZM128 198H130L129 197V195H128ZM163 198V197H162ZM161 198V199H162ZM168 198L166 199V200H168ZM171 198H169V199H171ZM185 198V197H184ZM192 198V197H191ZM14 199H16V198H14ZM13 199V200H14ZM150 199V200H149ZM158 199V198H157ZM173 199V198H172ZM178 199V198H177ZM177 199H176V202H177ZM181 199V198H180ZM179 199V200H180ZM182 199H183V196H182ZM195 199V198H194ZM22 200V199H21ZM20 200V201H21ZM121 200V199H120ZM119 200V201H120ZM128 200V199H127ZM162 200H164V199H162ZM165 200V201H166ZM187 200H188V198H187ZM116 201V204L118 203L117 202V200H115ZM181 201V200H180ZM184 202H188V201H185V200H183ZM190 201V200H189ZM124 201L122 200V202L121 203H119V204H122ZM129 202H131L132 203V200L131 201H129ZM134 202V201H133ZM155 202H157L156 201V199H155ZM155 202H153V203H155ZM161 202V201H160ZM159 202V203H160ZM168 202H171V203H173L172 201H168ZM128 203V202H127ZM152 203V202H151ZM170 203V204H171ZM40 204H41V201H40ZM96 205L95 206V210H93L92 211V208H91V206L92 205ZM134 204V203H133ZM165 204V203H164ZM164 204L161 206V207H164ZM182 204H183V202H182ZM185 204V203H184ZM189 204V203H188ZM93 205V206H94ZM118 205V204H117ZM124 205V204H123ZM127 205V204H126ZM131 205V204H130ZM130 205H128V208L130 207ZM148 205V204H147ZM150 205H152V204H150ZM167 204H165V206H166ZM172 205V204H171ZM176 205V204H175ZM186 205V204H185ZM185 205L183 206L184 208H186L185 207ZM120 206V205H119ZM125 206V205H124ZM153 206V205H152ZM155 206V205H154ZM157 206H159L157 203H156V207ZM178 206V205H177ZM40 207V206H39ZM134 206H131L130 208H133ZM136 208H137V206H135ZM149 207V206H148ZM170 208L169 206H166L165 208H163V210L164 209H168V208ZM171 207H174V204L171 206ZM176 207V206H175ZM181 207V206H180ZM180 207H177V208H179L180 209ZM125 208V207H124ZM124 208H123V210H124ZM154 208V207H153ZM157 208H159V207H157ZM157 208H156V210H157ZM183 208V209H184ZM188 206H187V211H188ZM29 209V208H28ZM39 209V208H38ZM119 209H121V208H119ZM126 209H127V207H126ZM138 209V208H137ZM149 209V208H148ZM173 209V208H172ZM171 209V210H172ZM176 209V208H175ZM30 210H32V209H30ZM133 210V209H132ZM161 210V211H160ZM160 210H159V213H157V211H155V218H153L152 220H151V222H154L155 221V225H156V227L158 228V227H160L163 223V221H162V217L165 215L164 213L165 212H163V216L161 215V213H162V209L160 208ZM169 210V209H168ZM167 210V211H168ZM182 210V209H181ZM119 211H121V210H119ZM150 211V210H149ZM164 211H166V210H164ZM166 211V212H167ZM29 212V211H28ZM38 212V211H37ZM127 212H128V210H127ZM129 212H131L130 210H129ZM133 212V211H132ZM136 212H137V210H136ZM161 212V213H160ZM172 212V211H171ZM170 212V213H171ZM179 212V211H178ZM183 212V211H182ZM184 212H186L185 210H184ZM33 213V212H32ZM40 214V217H41V219L40 218H36L37 220H36V225L39 227L38 228V230L39 231H37V232H41V234H43L45 231H47V230H45L44 231V229H42V214H41V210H40V212H39ZM121 213V212H120ZM126 213V212H125ZM139 213H143V210L141 209V212H139ZM145 213V212H144ZM148 213V212H147ZM169 213V212H168ZM187 213V212H186ZM189 213V212H188ZM22 214H23V212H22ZM128 214H130V213H128ZM131 214H135L134 212L133 213H131ZM183 214V213H182ZM185 214V213H184ZM33 215V214H32ZM122 215V214H121ZM144 215V214H143ZM150 215V214H149ZM151 215H152V213H151ZM169 215V214H168ZM175 215V214H174ZM186 215V214H185ZM23 216V215H22ZM26 216H28V215H26ZM123 216V215H122ZM128 216V215H127ZM135 216V215H134ZM137 216H139V215H136V217ZM142 216V215H141ZM140 216V217H141ZM161 216V217H160ZM167 216V215H166ZM180 216V215H179ZM181 216H183V215H181ZM188 216H190V213H189V215ZM131 217V216H130ZM133 217V216H132ZM148 217V216H147ZM187 217V216H186ZM186 217H185V219H186ZM23 218V217H22ZM33 218V217H32ZM119 218V219H118ZM129 218V217H128ZM128 218H127V220H128ZM134 218V217H133ZM132 218V219H133ZM144 219H145V217H143ZM174 218V217H173ZM184 218V217H183ZM189 218V217H188ZM39 219V220H38ZM88 219L89 220H91L89 217H88ZM131 218H130V220H132ZM147 219V218H146ZM182 219V218H181ZM193 219V218H192ZM134 220V219H133ZM139 220H141V218L139 219ZM194 220V219H193ZM129 221V220H128ZM127 221V222H128ZM135 221H138L137 220V218H136V220H134V223H135ZM143 221V220H142ZM187 221V220H186ZM198 221V220H197ZM122 222H124V220L122 221ZM126 222V223H127ZM140 222V221H139ZM144 222V221H143ZM149 222H150V220H149ZM166 222V221H165ZM194 222V221H193ZM193 222L191 221V222H189L191 225L193 224ZM133 223V222H132ZM93 224V223H92ZM128 224H130V223H128ZM139 225V223H135V225ZM153 224V223H152ZM168 224V223H167ZM189 224V225H190ZM25 225H27V224H25ZM148 225V224H147ZM146 225V226H147ZM188 225V224H187ZM29 226V225H28ZM45 226V225H44ZM141 226V225H140ZM146 226H144V227H146ZM153 226V225H152ZM152 226H150V227H152ZM169 226V225H168ZM195 226V225H194ZM30 227V226H29ZM34 228H35V226H33ZM95 227V226H94ZM126 227V226H125ZM143 227V226H142ZM163 227V226H162ZM192 227V226H191ZM196 227V226H195ZM127 228V227H126ZM141 228V227H140ZM194 228V227H193ZM31 229V228H30ZM29 229V230H30ZM48 229V228H47ZM95 229H97V227L95 228ZM125 229V228H124ZM147 229V227L145 228V230ZM153 229V227L151 228V230ZM154 229H156L155 227H154ZM154 229H153V231H154ZM196 229V228H195ZM36 230V229H35ZM127 230H128V228H127ZM130 230H131V227H130ZM138 230V231H137ZM143 230V229H142ZM149 230V229H148ZM157 230V229H156ZM156 230H155V232H156ZM158 230H159V228H158ZM31 231V230H30ZM112 231V232H111ZM125 231V230H124ZM136 231L137 232H139V231H141L138 227L136 228ZM147 231V230H146ZM68 232V231H67ZM144 232V231H143ZM158 232V231H157ZM170 232V231H169ZM190 232V231H189ZM60 233H62L61 231H60ZM126 233V232H125ZM129 233V232H128ZM152 233V232H151ZM11 234V233H10ZM45 234H47V233H45ZM49 234V233H48ZM124 234V233H123ZM130 234V233H129ZM148 234H149V232H148ZM155 234H157V233H155ZM14 235H16V234H14ZM32 235V234H31ZM51 235V234H50ZM49 235V236H50ZM57 235V234H56ZM76 235V234H75ZM79 235V234H78ZM127 235V234H126ZM131 235V234H130ZM146 235H147V233H146ZM152 235V234H151ZM159 235V234H158ZM157 235V236H158ZM161 235V234H160ZM160 235H159V237H160ZM180 235V234H179ZM183 235V234H182ZM12 236H13V234H12ZM34 236V235H33ZM32 236V237H33ZM43 236H44V234H43ZM122 236V234L120 235V237ZM124 236H125V234H124ZM150 236V235H149ZM156 236V235H155ZM8 237H9V235H8ZM17 237H18V235H17ZM22 237V236H21ZM20 237V238H21ZM29 237V236H28ZM35 237V236H34ZM47 236H45V238H46ZM81 237V236H80ZM131 237H132V235H131ZM131 237H129L130 238V240H129V238H128V244L130 245V242H133V240H132V238ZM169 237V236H168ZM179 237V236H178ZM3 238V237H2ZM31 238V237H30ZM41 238V237H40ZM7 239V238H6ZM15 239H17L16 237H15ZM80 239V238H79ZM9 240V239H8ZM12 240H13V238L11 239V240H9L8 242L6 241V243H5V245L8 247L7 248V250L6 249H4V250H0V264H14L15 263V260H16V256H17V260H18V256H19V254L18 255H16L15 253H13L12 255H9V254H7V252H8V249L10 250V248H12V246L10 247V246H8V245H12ZM26 240V239H25ZM24 240V241H25ZM33 240V239H32ZM53 240H55V239H52V241ZM127 240V239H126ZM15 241V240H14ZM18 241V240H17ZM30 241V240H29ZM76 241H77V239H76ZM113 241V240H112ZM155 241V240H154ZM34 242V241H33ZM32 242V243H33ZM36 242H37V240H36ZM38 242H39V240H38ZM114 242V241H113ZM125 242V241H124ZM136 242V241H135ZM135 242H133V243H135ZM23 243H25V242H23ZM31 243V244H32ZM35 243V242H34ZM49 243V242H48ZM50 243H51V241H50ZM57 243V242H56ZM55 243V244H56ZM60 243V242H59ZM75 243V242H74ZM123 243V242H122ZM126 243V242H125ZM143 243H145V241L143 242ZM142 243V244H143ZM15 244V243H14ZM40 244V243H39ZM52 244V243H51ZM162 244V243H161ZM21 245H22V243H21ZM129 245H127V243H126V247H127V249L128 248H130L131 249V247L132 246H136V244H133L132 245V243H131V245L129 246ZM145 245V244H144ZM149 245V244H148ZM27 246V245H26ZM25 246V247H26ZM31 246V245H30ZM51 246V245H50ZM49 246V247H50ZM56 246V245H55ZM135 246L132 248V249H134L135 248ZM209 246V245H208ZM45 247H46V245H45ZM61 247H62V244H61ZM60 247V248H61ZM64 247V246H63ZM140 247V246H139ZM145 247V246H144ZM6 248V247H5ZM21 248V247H20ZM32 248V247H31ZM38 248V247H37ZM48 248V247H47ZM59 248V249H60ZM66 248V247H65ZM40 249V248H39ZM39 249H37V250H39ZM42 249V248H41ZM46 249V248H45ZM52 249V248H51ZM53 249H54V246H53ZM64 249V248H63ZM138 249V248H137ZM136 249V250H137ZM142 249H143V247H142ZM188 249V248H187ZM17 250V249H16ZM23 250H25V249H23ZM31 250V249H30ZM36 250V249H35ZM47 250V249H46ZM45 250V251H46ZM55 250V249H54ZM62 249H60V251H61ZM65 251L67 250L68 252V254H70V256H71V253H69V250L68 249H64ZM135 250V249H134ZM42 251V250H41ZM44 251V250H43ZM42 251V252H43ZM57 252H59L58 250H56ZM63 251V250H62ZM142 251V250H141ZM161 251V250H160ZM26 252H29V251H26ZM40 252V251H39ZM48 252V251H47ZM54 252V251H53ZM56 252V253H57ZM130 252V251H129ZM134 252V251H133ZM133 252H130L131 253V255H132V257H136V255L133 253ZM163 252V251H162ZM19 253V252H18ZM34 253V252H33ZM49 253V252H48ZM135 253H137V252H135ZM144 253V252H143ZM20 254H21V252H20ZM43 254V253H42ZM52 254V253H51ZM50 254V255H51ZM59 254H60V252H59ZM64 255H65V252L63 253ZM75 254V253H74ZM138 254H140V253H137V255ZM167 254V253H166ZM16 255V256H15ZM36 255V254H35ZM44 255V254H43ZM48 255V254H47ZM141 255V254H140ZM161 255V254H160ZM21 256V255H20ZM19 256V257H20ZM23 256V255H22ZM31 256V255H30ZM59 256V255H58ZM60 256H62V255H60ZM73 256V255H72ZM82 256V255H81ZM142 256V255H141ZM140 256V258L138 257V259H142L143 257H141ZM143 256H145V254L143 255ZM34 257V256H33ZM33 257H31L32 258V260L31 261H33ZM39 257V256H38ZM47 257V256H46ZM76 257H78V255H76ZM146 257V256H145ZM156 257V256H155ZM163 257V256H162ZM166 257V256H165ZM204 257H206V256H204ZM30 258V259H31ZM51 258V257H50ZM59 258V257H58ZM63 258V257H62ZM61 258V259H62ZM23 259V258H22ZM42 259V258H41ZM48 259H49V257H48ZM54 259V258H53ZM53 259H51V261H53V263H54V261H55V259H57V257L53 260ZM76 259V258H75ZM144 259H146V258H144ZM165 259V258H164ZM163 259V260H164ZM233 259V258H232ZM12 260H14L13 262H12ZM47 260V259H46ZM60 260V259H59ZM70 260V259H69ZM73 260H74V258H73ZM230 260V259H229ZM50 261V260H49ZM49 261H47L46 263H48ZM63 262L64 261H66V260H62ZM70 261H72V259L70 260ZM137 261V260H136ZM141 261V260H140ZM146 261H148V260H146ZM150 261V260H149ZM223 261H225V260H223ZM19 262H21V261H19ZM18 262V264H20ZM24 262H26L25 261V259H24ZM34 262V261H33ZM42 262V261H41ZM44 262V261H43ZM42 262V263H43ZM59 262V261H58ZM73 262V261H72ZM139 262V261H138ZM40 263V262H39ZM41 263V264H42ZM49 263H51V262H49ZM55 263H56V261H55ZM60 263V262H59ZM68 263H69V261H68ZM17 264V263H16ZM22 264V263H21ZM28 264H29V262H28ZM44 264H45V262H44ZM52 264V263H51ZM60 264H62V263H60ZM80 264H81V262H80ZM83 264V263H82ZM145 264H146V262H145ZM231 264V263H230Z\"/></svg>",
    "mask_w": 264,
    "mask_h": 264
},
{
    "label": "snow or ice",
    "instance_id": "3",
    "mask_svg": "<svg viewBox=\"0 0 264 264\" xmlns=\"http://www.w3.org/2000/svg\"><path fill=\"white\" fill-rule=\"evenodd\" d=\"M245 23H247V22H245Z\"/></svg>",
    "mask_w": 264,
    "mask_h": 264
}]
</instances>
